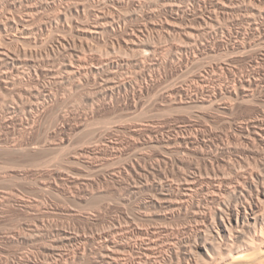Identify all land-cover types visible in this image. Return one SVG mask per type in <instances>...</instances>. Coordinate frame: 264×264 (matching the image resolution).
I'll return each instance as SVG.
<instances>
[{
    "label": "rangeland",
    "instance_id": "374dc122",
    "mask_svg": "<svg viewBox=\"0 0 264 264\" xmlns=\"http://www.w3.org/2000/svg\"><path fill=\"white\" fill-rule=\"evenodd\" d=\"M127 1V3L130 1L128 0H125ZM133 1V0H132ZM146 1V2H145ZM136 0L135 3V7H140L141 4H144L143 9L144 10H150L152 7H155V8H152V9H155V10H158L159 12V19H157V21L161 22V20L164 22H166L167 20H171L172 17L174 16L173 13H171L170 10H167L165 11L164 9H162V7H159L158 5H150V4H153V3H156V0L155 2L153 0ZM151 1L153 3H151ZM198 1H201V2H198ZM218 0H191V2L189 1L188 3L184 2V5H181L183 4L180 3L179 5L184 7L185 9H188L190 10V17L188 18L189 20L191 19V21H189L188 19H185V23L184 24H181L184 25L183 27L186 28V24L190 25L191 26V23L192 22L194 25V27L198 28L197 25H200L199 28H204V29H200L202 30L201 33L199 35V37L201 36V38H198L199 39L197 42H196V45L195 47H191L192 45H187L186 43H184V41L186 42L185 38L184 40H182V36L180 35H177L175 33V36L174 35H171L172 37H170L169 35H167V33L163 32L161 33L160 31L159 32H152L153 30H151L150 28V34L148 32L147 36H148V39L154 44L153 46L156 47V49L158 48V50L160 52L165 53L167 55H163V58H161V53L160 55H158L157 57H160L159 60L157 57L156 60H153L155 59L154 56L152 57L151 54L148 52L146 53L145 52H142V51H139L137 53V51H128L126 52V48H121L120 46H122V44H120L121 42H119L118 38L114 35L111 36H108L101 40V41H93V40H89V41H86L84 42V46L86 47L85 48H82V45L81 43L79 42L78 45L80 44V50H85L86 51V54L85 56L81 54V56L83 58H100V59H103V60H110V59H115L114 61H117L119 62L122 66V69L120 71L117 72V74L112 77L113 78V83L110 79V81H106V80H109L107 79L108 77H106L105 74L103 73H99L97 72L98 74L97 75H93V77H89V82L86 83L87 81L83 80L82 82H80V85H77L76 84H71L70 87H68L69 85V80L66 79V77L64 78V73L62 72V69L59 68V66L62 68L63 67V63L65 62L63 60V58H67V57H64L62 56L61 53V50H58L60 49V46H59V41H58V38L60 36H67L69 35L67 33L64 34L61 30L58 32H55L54 30H58L57 28H54L53 30H51L52 28H50L48 31H44V32H38L39 30H36L34 33L35 35L32 37L33 39H31V42H26L28 44V47H26V43L23 44L21 42V44H23V46L21 44L18 43L17 46L19 50H21V52H23V55L25 50L23 48L26 49L27 53H28V50L30 51V48H31V52H33L31 54V52H29L30 57L31 58H28L30 61H33L35 63H37L36 65L39 66L38 64H40V66L42 67H37L36 70L39 71L38 72V77H37V74L35 75V79H31V81H28L29 77L27 76L26 78V81L27 82L26 84H21V83H18L16 85L11 86V88L9 87V91H7L8 89H4V88H1L3 92L0 91V101L3 103L1 105V102H0V110H1V114H0V213H3V214H0V264H27V262L25 260H33V261H36V262H39L38 264H56L57 262L59 263V257H57V255L55 256L54 253H51L50 252V248L51 246L50 245H54V240L55 239H59L58 236H59V231L61 233V230L66 232L68 235H72L74 234V236H78L79 237H83V239L85 240H88V239H92L93 237H98V234L99 233H104L106 231V229L110 230L109 228L113 227L114 224L117 225V227H121V228H128V222L131 221L132 223H134V225H136L137 227L140 226V229H154V228H170L171 227H175V229H178L181 228V226H186L187 224H189L188 220H186L184 217H174L172 218L171 220H167L162 216L160 215V209L159 208H155L152 206L151 202L152 201V197L155 196V194H157L156 192H153L154 190H152V187H150L153 182H156V179L158 180L157 182L160 181V178H163L162 174H159V170L161 171V169L164 171L166 169V167L161 163V159H162V156H163V153H162V149L160 146L157 148V147H152L147 143L148 139H150V137L153 138L154 137H161L162 134H164V136H168V137H172L174 138V136L176 137L177 135H182V132L183 134L185 133H192L191 131V127H190V124H193L195 123V129L197 128L198 130H202V131H205V136H206V139L209 141V146L208 150L206 151H211L210 149H213L212 151H215L216 148H223V147H230V149H232L234 151V149L236 150L237 148H235L234 146L236 145V147H238V144H236V141H235V144H234V139L233 137H236L239 133V126H241V124L243 125L244 123L246 124L248 121L251 122V121H255L257 119H259L261 117V114H262V110L264 111V99H258L259 97H257V99L255 101H251L252 102V106H250L249 102L247 105L246 103H232L233 105H237L236 107H234L235 109H233V111L229 112V111H224V110H217L218 108L216 107H209V111L207 110L208 107H206V109H195V108H191V109H180V108H176L173 107L172 105H169L170 104V99L167 97L168 94L170 95L171 92L173 91V89H177V88H183L185 87L186 90L189 89V91L191 92H194L196 89H200L202 88L201 86H203L204 84L200 83L198 84V80H197V74H201L204 75L205 78H208L207 82L208 84L207 85H204L203 87L205 89L208 88V90L210 91V89L212 90L211 92H215L214 90H218V88H220L221 86L224 85V82H225V85H229L230 87H234L236 84L234 83H238L240 80L244 79V78H250L251 76V79H258V82L264 86V36H262V34L260 35V33H263L264 35V9L262 8V6L264 7V0H261L262 2L259 4L258 2H254L255 3V6L257 7L258 4L260 5V9L259 11H261L260 15H258L259 13L257 14H254V10H251L250 8H252L253 6H251L250 4H252V2L254 0H236L235 1V5H239L242 9H240L239 7L236 6V10L235 11H230L228 14H217L214 12V9L212 7V5L214 3H216ZM16 7H14V5H11V4H5L4 2L0 3V11L1 13L5 14L6 17L10 16L12 17L15 12L17 13L18 12H24L25 8H26V5H28L27 2H22L19 1V0H15L14 1ZM37 2V3H36ZM134 2V1H133ZM148 2V3H147ZM150 2V3H149ZM180 1H178L177 3H179ZM210 2V3H209ZM213 4H212V3ZM242 2V3H240ZM5 5H4V4ZM36 3V4H35ZM131 1L128 3L130 4ZM140 3V4H139ZM192 3V5H191ZM195 3H200L198 4H195ZM204 3V4H203ZM249 3V4H248ZM253 3V4H254ZM39 4V6H38ZM99 3H96L95 5H97V7L94 5V9L97 10L100 9V5H98ZM134 4V3H132ZM138 4V5H137ZM186 4V5H185ZM241 4V5H240ZM244 4V5H243ZM248 4V5H246ZM252 4V5H253ZM263 4V5H261ZM11 5V6H10ZM20 5V6H19ZM43 5V6H42ZM131 5V4H130ZM150 5V6H149ZM206 5V6H205ZM25 6V7H24ZM33 6V7H31ZM38 6V7H37ZM65 6V5H63ZM152 6V7H151ZM186 6V7H185ZM246 6V7H245ZM254 6V7H255ZM28 7H31L33 8V11L37 12V17L38 19H40V15L43 17V19L41 20H45L44 22H47L49 19L50 20H53V18L55 19V16L57 15L58 11L55 13L54 10L46 7L45 9V5L44 4H41L40 1H33L31 3H29V6ZM43 7V8H42ZM145 7V8H144ZM208 7V8H206ZM212 7V9H211ZM247 7L250 9V10H247ZM253 7V8H254ZM2 8V10H1ZM17 8V9H16ZM22 8L24 11H22ZM158 8V9H156ZM191 8V9H189ZM200 8V10H199ZM246 8V9H245ZM16 9V10H15ZM41 9V10H40ZM44 9V10H43ZM90 8H88L89 10ZM201 9H204L203 11ZM207 9H210L209 12H207L208 10ZM240 9V10H239ZM256 9V8H255ZM256 9V10H257ZM108 10H111V9H106V11ZM131 9H127L125 10V13L123 11L124 14H126V16H128V11H130ZM161 10V11H160ZM164 10V11H163ZM212 10V11H211ZM243 10V11H242ZM246 10V11H245ZM44 11V13H43ZM47 13H46V12ZM193 11V12H192ZM6 12V13H5ZM88 12V11H87ZM132 12V11H130ZM129 12V13H130ZM165 12V13H164ZM167 12H170L171 14L169 15V13ZM192 12V13H191ZM199 13V12H204L203 14L204 15V18H206V23L204 21H201L200 20H196V16L195 14ZM211 12V13H210ZM232 12V13H231ZM234 12V13H233ZM248 12H251L248 14ZM263 12V13H262ZM14 13V14H13ZM46 13V14H45ZM52 13V14H51ZM215 13V14H214ZM242 13V14H241ZM252 13L255 17V15H257V17H251L252 16ZM8 14V15H7ZM40 14V15H38ZM50 14V15H49ZM132 13H130L131 15ZM161 14V15H160ZM164 14L166 15V17L169 15V17H167V19L165 18ZM168 14V15H167ZM194 14V16H193ZM212 14V15H211ZM235 14V15H234ZM251 14V15H250ZM53 15V16H52ZM172 15V17H170ZM218 15V16H217ZM229 15L233 21L230 20V17L227 16ZM245 15V16H244ZM250 15V17H249ZM45 16V17H44ZM160 16H164L162 18H160ZM209 16H211L210 18H208ZM249 19H248V17ZM41 17V18H42ZM49 17V19H48ZM192 17V18H191ZM213 17V18H212ZM219 17V18H217ZM221 17V18H220ZM224 17V19L222 18ZM234 17V18H233ZM240 17V18H239ZM244 17V18H243ZM247 17V18H246ZM52 18V19H51ZM171 18V19H170ZM239 18V19H238ZM242 18V19H241ZM246 18V19H245ZM155 19V20H156ZM192 19L194 21H192ZM212 19V20H211ZM215 19V20H214ZM219 19V20H217ZM228 20V23L227 21ZM239 21H238V20ZM130 21V19H128ZM127 20V22L124 24L122 23L121 24V27H126L127 24H129L130 22ZM141 23H144L145 21H143L142 18L139 19ZM142 20V21H141ZM208 20V21H207ZM214 20V21H213ZM242 20V21H241ZM252 20V21H251ZM260 20V21H259ZM155 21L156 23L159 24V22ZM197 21V22H196ZM244 21V22H243ZM248 21V22H247ZM133 23H130V26L131 24L132 27H130L129 25H127L130 29L134 28V27H137L136 25H138V21H135L132 20ZM187 22V23H186ZM201 24H200V23ZM207 22L212 25H215V26H212L210 24V26L208 25L207 26ZM222 24H221V23ZM147 22H145L144 24H146ZM198 23V24H197ZM230 23V24H229ZM245 23V24H244ZM254 23V24H252ZM258 23V24H256ZM162 24V22L160 23ZM221 24V25H220ZM226 24V25H225ZM252 24V25H251ZM196 25V26H195ZM202 25V26H201ZM223 25V26H222ZM228 25V26H227ZM240 25V26H239ZM245 25V26H244ZM256 25V26H255ZM258 25V26H257ZM262 25V26H261ZM37 26V25H36ZM189 26V27H190ZM214 27L215 29H210V27ZM225 26V27H224ZM242 26V27H241ZM255 26V27H254ZM261 26V27H260ZM219 27V28H218ZM223 27V28H221ZM229 27V28H228ZM248 27V28H247ZM257 27H260V30L261 32H259V30L257 31ZM263 27V28H262ZM217 28V29H216ZM228 28V29H227ZM206 29V31H205ZM242 29V31H241ZM256 29V30H255ZM51 30V31H50ZM211 30V31H210ZM212 30H215V31H212ZM217 30V31H216ZM222 30V31H221ZM263 30V31H262ZM155 31V30H154ZM37 32L39 34H37ZM46 32V33H45ZM61 32L63 33L61 35ZM209 32V35H207ZM212 32V33H211ZM232 32V33H231ZM254 32H256L254 34ZM45 33V35H44ZM54 33V34H53ZM59 33V34H58ZM165 33V34H164ZM207 33V34H206ZM238 33V34H237ZM242 33V34H241ZM42 34V35H41ZM157 34V35H156ZM164 36H162V35ZM245 36H244V35ZM247 34V35H246ZM252 34V35H251ZM54 35V37H53ZM60 35V36H59ZM160 35V37H159ZM214 37H213V36ZM227 35V36H226ZM231 35V36H229ZM237 35V36H236ZM250 35V36H248ZM46 38V39H43L42 38ZM58 36V37H57ZM70 36V35H69ZM150 36V37H149ZM156 36V37H155ZM159 38H158V37ZM162 36V38H161ZM180 36V37H179ZM206 36V37H205ZM240 36V37H239ZM35 37L38 39H35ZM53 37V38H52ZM57 40H56V38ZM112 37V38H111ZM153 37V38H151ZM176 39H175V38ZM178 37V39H177ZM204 37L206 40H204ZM221 37V38H220ZM223 37V38H222ZM235 37H238V38H235ZM249 37V38H247ZM250 37L252 39V41L250 40ZM257 37V38H256ZM263 37V38H262ZM50 38V39H49ZM166 38V39H165ZM217 38V39H216ZM227 38V39H226ZM244 41H243V39ZM55 41H54V40ZM117 39V41L115 40ZM156 39V40H155ZM169 39H173L171 41H169ZM196 39V40H197ZM223 39V41H222ZM239 39H241L242 42H240L241 44H245L246 42H248L246 44V50L245 52L243 51V49L241 50H235V49H232L235 44H239V42H236L238 41ZM245 39H248L245 40ZM41 40V42L39 41ZM48 40V41H47ZM115 43H112L113 41ZM168 40V41H166ZM201 40V41H200ZM208 40H210V42H207ZM226 40V41H225ZM236 40V41H235ZM261 40V41H260ZM263 40V41H262ZM33 41V42H32ZM44 41V42H43ZM54 41V42H53ZM58 41V42H56ZM92 41V42H91ZM97 41V42H96ZM156 43H154V42ZM181 41V42H180ZM183 41V42H182ZM234 41L236 43H234ZM40 42V43H39ZM90 46H89V44ZM94 42V43H93ZM96 42V43H95ZM107 42V43H106ZM204 44H202V43ZM229 42V43H228ZM231 42V43H230ZM253 42V43H251ZM36 43V44H35ZM40 45H39V44ZM45 43V44H44ZM48 43V44H47ZM87 43V44H86ZM120 45H119V44ZM181 47V48H184L186 45V47L188 48H184L186 51V55L190 57V54H191V62L190 63H183V62H180L181 60L176 58V59H171L172 62H170V58H172L173 56H168L170 55L169 50L173 47ZM198 43V44H197ZM206 43V44H205ZM215 44V48L214 47V44ZM217 43V44H216ZM227 43V44H226ZM233 43V45H232ZM31 44V45H30ZM39 46H38V45ZM43 44L45 46H43ZM52 47H51V45ZM108 44V45H107ZM113 44H115V51H117L115 54L113 52V49L114 47L112 46ZM171 44V45H170ZM184 44V45H183ZM250 44V45H249ZM258 44V46H257ZM37 47H34L36 46ZM48 45V46H47ZM50 45V46H49ZM88 45L90 48L88 49ZM104 45V46H103ZM106 45V46H105ZM118 45V47H117ZM157 45V46H156ZM199 45V46H198ZM248 45V46H247ZM251 45H252V48H251ZM256 45V46H255ZM262 45V46H261ZM58 46V47H57ZM112 46V47H111ZM184 46V47H182ZM198 46V47H197ZM201 46L203 48H201ZM229 46V47H228ZM22 47V48H21ZM40 47V48H39ZM46 47V48H45ZM166 47V49H165ZM169 47V48H167ZM192 51H191V48ZM205 47V49H204ZM208 47V48H207ZM212 47V48H211ZM221 47V48H220ZM232 47V48H231ZM28 48V50H27ZM35 52H34V50ZM54 48V50H57L58 53H54V52H57V51H54L52 50ZM58 48V49H57ZM104 48L105 50L107 51H104ZM107 48V49H106ZM120 48L122 49V51L120 50ZM172 48V49H173ZM190 48V49H189ZM200 49L198 51H196L195 49ZM41 49V50H40ZM48 49V50H47ZM92 49V50H90ZM165 49V50H164ZM171 49V50H172ZM205 51H204V50ZM213 49V50H212ZM217 49V50H216ZM222 49V50H221ZM227 49V50H226ZM248 49V50H247ZM38 50V52H37ZM79 50V51H80ZM84 50H83V53H84ZM89 50V51H88ZM121 54H120V52ZM195 50V51H194ZM233 50V51H232ZM52 53H51V52ZM110 51V52H109ZM125 51V52H123ZM189 51V52H188ZM208 51V52H207ZM213 51V52H212ZM236 51V52H235ZM239 51V52H238ZM257 51V52H256ZM82 52V51H80ZM88 52V53H87ZM135 52V53H134ZM191 52V53H190ZM194 52H195V57H196V54H197V57L195 58L194 57ZM204 52V53H202ZM207 52V53H206ZM226 52V53H225ZM229 52H231V55ZM26 53V52H25ZM26 53V54H27ZM38 53V54H37ZM51 55H50V54ZM104 53H107V54H104ZM114 55H113V54ZM126 53V54H125ZM130 53V54H129ZM143 53V54H141ZM146 53V54H145ZM188 53V54H187ZM202 53V56L201 54ZM255 53V54H254ZM29 54L26 55L29 57ZM40 54V55H39ZM60 54V55H59ZM88 54V55H87ZM97 54V55H96ZM101 54H104V55H101ZM111 55L110 57L108 56ZM125 54V55H124ZM128 54V55H127ZM134 54V55H133ZM141 54V56H140ZM147 54H150L148 56H150V60L153 62H151L149 60V62L151 64H154L155 61H158V62H163L164 60V63L165 65L164 66H161V67H158V66H152V67H149L151 69H148L146 70L147 72H144L142 73L139 66L136 67L135 64H137V62L139 60H137V58L139 59H145V57L147 58ZM184 54V55H185ZM228 54V55H227ZM236 54V55H235ZM242 54V55H241ZM262 54V55H261ZM22 55V53H21ZM22 55V59L24 58H27L26 56L23 57ZM38 55V56H37ZM49 55V56H48ZM91 55V56H90ZM116 57V58H114ZM138 55V56H137ZM146 55V56H145ZM185 55V56H186ZM218 57H217V56ZM222 55V56H221ZM255 55V56H254ZM257 55V56H256ZM49 58H48V57ZM63 57L61 59V57ZM88 56V57H87ZM127 58H126V57ZM145 56V57H144ZM165 56V57H164ZM167 56V57H166ZM36 57V58H35ZM57 61H55V59ZM57 57V58H56ZM125 57V58H124ZM137 57V58H136ZM236 57V58H235ZM259 57V58H258ZM47 58V59H46ZM109 58V59H108ZM153 58V59H152ZM193 58V59H192ZM218 58V59H217ZM226 58H229V59H226ZM241 58V59H240ZM256 58H257V62H256ZM26 59V60H28ZM42 59V61H41ZM61 59V60H60ZM69 59L71 60V57H69ZM135 59V60H133ZM141 59V60H142ZM163 59V60H162ZM168 59V60H167ZM196 59V61H195ZM232 59V60H231ZM235 61H234V60ZM37 60V61H36ZM45 62H44V61ZM68 60V58L66 59V61ZM68 60V61H70ZM176 60V61H175ZM179 60V61H178ZM208 60V61H207ZM242 60H245V61H242ZM261 60V62H260ZM41 61V62H40ZM62 61V62H61ZM126 61V62H125ZM133 61V62H132ZM169 61V62H168ZM194 61V62H193ZM39 62V63H38ZM174 62V63H173ZM177 62V63H176ZM180 62V63H179ZM214 62V63H213ZM230 62V63H229ZM51 63V64H49ZM131 63V64H130ZM168 63V64H167ZM176 63V64H175ZM194 65H193V64ZM205 63V64H204ZM216 63V64H215ZM236 63V64H235ZM260 63V64H259ZM175 64V66L173 65ZM183 64V65H182ZM186 64V65H185ZM189 64V65H188ZM195 64H196V68H195ZM202 64V65H201ZM242 64V65H241ZM49 65V66H48ZM59 65V66H58ZM181 67H180V66ZM188 65V66H187ZM192 65V66H191ZM204 65V66H203ZM250 65V66H249ZM252 65V66H251ZM256 65V66H255ZM177 66V67H176ZM236 66V67H235ZM261 66V67H260ZM46 69H43L44 70V75H41L43 74L40 70L42 69H39V68H45ZM56 69L57 67V73H55V71L53 70L50 71V69L52 68L53 69ZM90 67H93V69H96L97 66L93 65V66H90ZM95 67V68H94ZM133 67V68H132ZM155 67V69H154ZM171 67V68H170ZM174 67V68H172ZM180 67V68H179ZM199 67V68H198ZM228 67V68H227ZM231 67V68H230ZM238 67V68H237ZM240 67V68H239ZM256 67V68H255ZM259 67V68H258ZM50 68V69H49ZM165 68V70H164ZM176 68V69H175ZM189 68V69H188ZM192 68V69H191ZM220 68H222L223 70H221ZM227 68V69H226ZM39 69V70H38ZM47 69H49V71L47 72ZM60 69V70H59ZM158 69V70H157ZM180 69V70H179ZM196 69V70H195ZM220 69V70H219ZM230 69V71H229ZM255 71H254V70ZM157 70V71H156ZM173 70V71H172ZM177 72H176V71ZM187 70V71H186ZM189 70V71H188ZM203 70V71H202ZM216 70V72H215ZM226 72H225V71ZM232 70V71H231ZM244 70V71H243ZM249 70V71H248ZM34 71V70H33ZM133 71V72H132ZM149 71V72H148ZM163 71V72H162ZM183 71V72H182ZM223 71V73H222ZM228 71V72H227ZM258 71V72H257ZM63 74H61V73ZM124 74H123V73ZM139 72H141L140 75H137L139 74ZM172 72V73H171ZM179 72V73H178ZM186 72V73H185ZM215 72V73H214ZM231 72V73H229ZM242 72V73H241ZM252 72V73H251ZM255 72V73H254ZM257 72V73H256ZM259 72H262V73H259ZM35 73V72H34ZM49 73V74H48ZM53 73V74H52ZM148 73V74H147ZM149 73H150V76L149 77ZM153 73V74H152ZM155 73V74H154ZM171 73V74H170ZM213 73V74H212ZM239 73V74H237ZM247 73V74H246ZM249 73V74H248ZM251 73V74H250ZM61 74V76L59 75ZM121 74V75H120ZM161 74V75H160ZM173 74V75H172ZM181 74V75H180ZM185 74V75H184ZM224 74V75H223ZM227 74V75H226ZM242 74V76H241ZM245 74V75H244ZM255 74V75H254ZM40 75V76H39ZM49 75V76H48ZM51 75V76H50ZM53 75V76H52ZM60 78L58 79L59 76ZM125 75V76H123ZM145 75V76H144ZM217 75H219L217 77ZM250 75V76H249ZM254 75V76H253ZM261 75V76H260ZM43 76L42 78V81L39 80L41 77ZM46 76V77H45ZM54 76L56 79H54ZM138 78H137V77ZM140 76V77H139ZM153 76V77H152ZM176 76V77H175ZM191 76V77H190ZM195 76V77H194ZM234 76V77H233ZM239 76V77H238ZM241 76V77H240ZM259 76V78H258ZM263 76V77H262ZM49 77V78H48ZM118 77V78H117ZM120 77V78H119ZM146 79L144 81H142L143 79ZM155 77V78H154ZM172 77V78H171ZM237 80H236V78ZM62 78V79H61ZM66 79L65 81H63L64 79ZM91 78V79H90ZM103 78H106V79H103ZM122 78V79H121ZM127 78V79H126ZM137 78V80L135 79ZM159 78V79H158ZM191 78V79H190ZM194 78V79H192ZM212 78V79H211ZM217 78H220V80H218ZM225 78V80H224ZM248 78V79H249ZM47 79V80H46ZM62 80L63 82L59 81V80ZM148 79V80H147ZM176 79V80H175ZM216 79V80H215ZM231 79V80H230ZM240 79V80H238ZM262 79V80H260ZM33 80H34V83H33ZM50 82H49V81ZM59 81L60 84H57L58 87H56V83H54V81L56 82ZM116 80V81H115ZM122 80V81H121ZM130 80H133L130 81ZM159 80V81H158ZM179 80V81H178ZM186 80V81H185ZM188 80V81H187ZM196 80V81H195ZM38 83H37V82ZM117 83L118 85L122 84V82H125L126 84H128L127 88H122L120 90H118V88H115L117 87L115 85V83ZM127 81H130V82H127ZM136 81V82H134ZM138 81V82H137ZM140 81V82H139ZM151 81V82H150ZM210 81V82H209ZM212 81V82H211ZM218 81V82H217ZM40 82V83H39ZM67 85H65V83ZM68 82V83H67ZM91 82V83H90ZM107 84H106V83ZM145 82V84H144ZM182 82V83H181ZM185 82V83H184ZM195 82V83H194ZM29 83H32V84H29ZM45 83V84H44ZM47 83V85H46ZM64 83V87H63V84ZM82 83V84H81ZM97 83V84H96ZM103 86H102V84ZM131 85H130V84ZM148 83V84H147ZM151 83L150 87L149 84ZM156 83V85H155ZM165 83V84H164ZM168 83V84H167ZM191 83V84H190ZM194 83V84H192ZM211 83V84H210ZM213 83V84H212ZM215 83V84H214ZM227 83V84H226ZM230 83V84H229ZM35 84H39L38 86L35 85ZM55 84V85H54ZM100 84H101V87H100ZM132 84H134L132 86ZM164 84V86H163ZM174 85L173 87H171V85ZM188 84L190 86H188ZM195 84L199 85V86H196ZM213 87H210V85ZM18 85V86H17ZM41 85V86H40ZM46 85V86H45ZM51 87H50V86ZM87 87H86V86ZM109 85L112 87L113 85V88L109 87ZM137 85V86H136ZM148 88H146V86ZM161 85V87H160ZM201 85V86H200ZM220 87H219V86ZM227 85V86H228ZM17 86V87H16ZM22 86V87H21ZM35 86V87H34ZM49 86V87H48ZM61 86V87H60ZM74 86V88H73ZM141 86V87H140ZM145 86V87H144ZM163 86V87H162ZM177 86V87H176ZM30 87V89H29ZM32 87H33V92L31 91L32 90ZM37 87L40 88L42 87L43 89L45 87L44 90L48 91L50 90L52 92V94H50L51 92L48 91L47 93L50 94L49 96H46V100L44 99L45 97H40L39 96V99H38V93L41 91H38L37 90ZM68 89H67V88ZM104 87V88H103ZM109 89L110 90H106V89ZM130 87V88H129ZM133 87H135V89H137L138 92H142V95H138L137 96H133V94H131L133 92ZM144 87V88H143ZM172 91H171V88ZM191 87H194V88H191ZM200 87V88H198ZM216 87V88H215ZM226 87V86H225ZM15 88V89H14ZM40 88V89H42ZM63 88V89H62ZM73 88V89H71ZM84 88V89H82ZM133 88V89H132ZM156 88V89H155ZM163 88V89H162ZM166 88V89H164ZM215 88V89H214ZM5 91H4V90ZM12 89V90H11ZM25 89V90H24ZM26 89H29V92L28 90ZM36 89V90H35ZM48 89V90H47ZM61 90V92L59 93V91ZM111 89L113 91H111ZM128 89H131L130 91ZM149 89V91L147 90ZM63 90V91H62ZM69 90V91H68ZM80 90V94L79 96H77V94L79 93L78 91ZM84 90V91H83ZM94 90V91H93ZM101 90V91H100ZM106 90V91H105ZM126 90V91H125ZM160 90V92H158ZM15 91V92H14ZM18 91V92H17ZM65 91V92H64ZM100 91V92H99ZM122 94H121V92ZM20 92V94H19ZM68 92V93H67ZM77 92V93H76ZM93 92V93H92ZM98 92L100 94H98ZM112 92V93H110ZM115 92V93H113ZM128 92V93H126ZM165 92V93H164ZM169 92V93H168ZM5 93H9L8 96H10V98H8L7 94V98L5 99L4 96H5ZM13 93V94H12ZM18 93V94H17ZM22 93V94H21ZM29 93V97L27 96ZM32 93V94H30ZM56 93V95H55ZM59 93V94H58ZM65 93V94H64ZM73 93V94H72ZM95 93V94H94ZM109 93V95H108ZM120 93V94H118ZM149 93V94H148ZM157 93V95L155 94ZM163 93V94H162ZM26 94V95H25ZM63 94L65 96H63ZM77 96H75V95ZM154 94V95H153ZM161 94V95H160ZM207 94V93H205ZM14 95H16L15 97H13ZM21 95V96H20ZM31 95V96H30ZM52 95V96H51ZM58 95V96H57ZM69 95V96H68ZM108 95V96H107ZM112 95V96H111ZM114 95V96H113ZM129 95V96H128ZM132 95V97H131ZM3 96V97H2ZM5 96V97H6ZM37 98H36V97ZM57 96V97H56ZM87 96H90V97H87ZM96 96V98L94 97ZM104 96V97H103ZM128 96V97H126ZM141 96V97H140ZM146 96V97H145ZM264 96V95H262ZM13 97V99H12ZM24 97V98H22ZM26 97V98H25ZM48 97V98H47ZM51 97V98H50ZM58 97H62V98H58ZM66 97V98H65ZM73 97V99H71ZM203 97V96H201ZM205 98L206 95L204 96ZM18 98V99H16ZM43 98V99H42ZM127 98V99H126ZM133 98V99H132ZM137 98V99H136ZM158 100H154V99H157ZM160 98V99H159ZM10 99V101H9ZM25 99V100H24ZM37 99V100H36ZM50 99V100H49ZM56 99V100H55ZM59 99V100H57ZM114 99V100H113ZM116 99V100H115ZM138 102V106L136 109H130V103H133V100ZM147 99V100H145ZM167 99V101H166ZM5 104H4V101ZM18 100V101H17ZM21 100V101H20ZM41 100V101H40ZM44 100L47 102L45 104H41L44 103ZM53 100V101H51ZM101 100V102H99ZM121 102H120V101ZM128 100V101H127ZM130 100V101H129ZM132 100V101H131ZM143 100V101H142ZM169 100V101H168ZM227 100L229 101V99H226V103H227ZM262 100V101H261ZM9 101V102H8ZM14 101V103H12ZM17 101V104L15 103ZM35 101H38V103H35ZM40 101V102H39ZM49 101V102H48ZM95 101V102H94ZM111 103H110V102ZM135 101V102H136ZM164 101V102H163ZM231 101V100H230ZM228 102L231 104V102ZM261 101V102H260ZM23 102V103H22ZM32 102H34L35 106ZM55 102V104H54ZM93 104H92V103ZM169 102V103H168ZM225 103V101H222ZM233 102V101H232ZM250 102V103H251ZM31 103V104H30ZM51 103V104H50ZM97 103V104H96ZM100 103V105H99ZM102 103V104H101ZM108 103V104H107ZM120 103V104H119ZM128 103V104H126ZM26 104H28L27 106H25ZM40 104V105H39ZM50 104V105H49ZM57 104V105H56ZM60 104V105H59ZM112 104H113V107H112ZM126 104V105H125ZM147 104V105H146ZM151 106H150V105ZM163 104V105H161ZM223 104V103H222ZM246 104V105H245ZM257 104V105H256ZM261 104V105H260ZM4 105V106H3ZM22 105V106H21ZM30 105H32L33 107H31ZM125 105V106H124ZM129 105V106H128ZM141 105V106H140ZM144 105V106H143ZM243 105V106H242ZM254 105V106H253ZM260 105V106H258ZM8 106V107H7ZM18 106V107H16ZM19 106H21L19 108ZM39 106V107H38ZM42 106V108H41ZM46 106H53V107H46ZM99 106V107H98ZM128 106V107H127ZM146 106V107H145ZM155 106V107H154ZM167 106V107H166ZM34 107H37L38 109L34 108ZM92 107V108H91ZM98 109H97V108ZM117 107V108H116ZM121 107V108H120ZM139 107V109H138ZM141 107V109H140ZM148 107V108H147ZM160 107V108H159ZM163 107V108H162ZM173 107V108H172ZM239 109H238V108ZM242 107V108H241ZM261 107V108H260ZM24 108V109H23ZM105 108V109H104ZM114 108V109H113ZM126 108V109H125ZM150 108V110H149ZM152 108V109H151ZM163 110H162V109ZM176 110H175V109ZM216 108V110H215ZM9 109H11L9 111ZM15 109V110H14ZM44 109V110H43ZM46 109V111H45ZM102 109V110H101ZM130 109V110H129ZM145 109V110H144ZM170 109V110H168ZM213 109V110H212ZM252 109V110H251ZM14 110V111H13ZM19 110V111H18ZM25 110V112H24ZM60 110V111H58ZM62 110V111H61ZM94 110V112H93ZM154 112H153V111ZM195 110H197L195 112ZM248 110V111H247ZM255 110V111H254ZM261 112H260V111ZM30 111V113L28 112ZM64 111V112H63ZM92 111V112H91ZM104 111V112H103ZM132 111V112H131ZM152 111V112H151ZM162 111V112H161ZM165 111V112H164ZM182 111V112H181ZM194 111V112H193ZM202 111V113H201ZM204 111V112H203ZM238 111V112H237ZM7 112V113H6ZM39 112V113H38ZM52 112H55L52 114ZM129 112V113H128ZM164 112V114H163ZM220 112V113H219ZM250 112V113H249ZM10 113V114H9ZM47 113V114H46ZM48 113L50 115H48ZM61 113V114H60ZM64 113V114H63ZM66 113V114H65ZM99 113V114H98ZM102 113V114H100ZM124 113V115H123ZM189 113V114H188ZM209 113V114H208ZM224 113V114H223ZM232 113V114H231ZM242 113V114H241ZM244 113V114H243ZM256 113V114H255ZM260 115H259V114ZM41 114V115H40ZM86 114L88 116H86ZM128 114V115H127ZM131 114V115H130ZM133 114V115H132ZM155 114V115H154ZM192 114V115H191ZM214 114V115H213ZM247 114V115H246ZM14 115V117H13ZM31 115V116H30ZM35 115V116H34ZM46 115V116H45ZM57 115V116H56ZM60 115V116H59ZM66 115V116H65ZM68 115V116H67ZM126 115V116H125ZM200 115V116H199ZM213 115V116H212ZM217 115V116H216ZM221 115V116H219ZM227 115V116H226ZM252 115V116H251ZM254 115V116H253ZM259 115V116H258ZM5 116V118H4ZM12 118H11V117ZM52 116V117H51ZM54 116V117H53ZM61 116H63L61 118ZM86 116V118H85ZM93 116V117H92ZM95 116V117H94ZM101 116V117H100ZM128 116V117H127ZM215 116V117H214ZM219 116V117H218ZM224 116V117H223ZM237 116V117H235ZM3 119H2V118ZM30 117V118H29ZM39 117V118H37ZM44 117V118H43ZM59 119H58V118ZM65 117V118H64ZM80 117V118H79ZM82 117V118H81ZM125 117V119H124ZM154 117V118H153ZM191 117V118H190ZM195 117V118H194ZM234 117V118H233ZM247 117V118H245ZM8 120H7V119ZM19 118V119H18ZM22 118L24 120H22ZM28 118V119H27ZM43 118V119H42ZM49 118V119H48ZM55 118V119H54ZM68 118V119H66ZM91 118V119H90ZM97 118V119H96ZM123 118V119H122ZM131 118V119H130ZM186 120H185V119ZM188 118V119H187ZM207 118V119H206ZM228 118V119H227ZM62 119V121H61ZM65 119V120H64ZM79 119V120H78ZM130 119V120H129ZM221 119V120H220ZM224 119V120H223ZM252 119V120H251ZM21 120V121H19ZM31 120H35L34 123L33 121ZM43 120V121H42ZM46 120V121H45ZM48 120H50L48 122ZM54 120V121H53ZM56 120V121H55ZM68 120V121H67ZM84 122H83V121ZM89 120V121H88ZM108 120V121H107ZM135 120V121H134ZM137 120V121H136ZM141 120V121H140ZM143 120V122H142ZM200 120V122H198ZM234 120V121H233ZM37 121V122H36ZM52 121V122H51ZM61 121V123H60ZM71 121V122H70ZM78 121V122H77ZM81 123H80V122ZM87 121V122H86ZM110 121V122H109ZM127 121V122H126ZM133 121V122H132ZM204 121V122H203ZM207 123H206V122ZM5 122V123H4ZM23 122V123H22ZM26 122V123H25ZM29 122V124H28ZM45 124H44V123ZM58 124H57V123ZM64 122V123H63ZM86 122V123H85ZM91 122H92V125H91ZM95 122V123H94ZM107 123L108 122V125L107 124H104V123ZM129 122V123H128ZM145 122V123H144ZM151 122V124H149ZM223 122V123H222ZM229 122V123H228ZM244 122V123H242ZM3 123V124H2ZM10 123V124H9ZM19 123V124H18ZM37 123V124H36ZM50 123V124H49ZM60 123V124H59ZM79 123V124H77ZM100 123H103V124H100ZM112 123V124H111ZM126 123V124H125ZM139 123V124H138ZM222 123V124H221ZM232 123V124H231ZM236 123V124H235ZM36 124V125H35ZM49 124V125H48ZM53 124V125H52ZM55 124V126H54ZM83 124H86V125H83ZM97 124V126L95 125ZM99 124V125H98ZM111 124V125H110ZM124 124V125H123ZM132 124V125H130ZM144 124V126H143ZM201 124V125H200ZM208 124V125H207ZM211 124V125H209ZM219 124V125H218ZM32 125V126H30ZM45 125V126H44ZM63 125V126H62ZM74 125V126H73ZM78 125V127H77ZM115 125V126H114ZM137 125V126H136ZM181 125V127L179 126ZM194 125V124H193ZM227 125V126H226ZM34 126V127H33ZM48 127V129L45 127ZM58 126V127H56ZM67 126V127H66ZM90 128H89V127ZM92 126H94L92 128ZM106 130H104L105 128ZM114 126V127H113ZM135 126V127H134ZM150 126V127H149ZM154 126V127H153ZM165 126V127H164ZM211 126V127H210ZM11 127V128H10ZM33 127V128H31ZM36 127V128H35ZM38 127V128H37ZM51 127V128H49ZM56 127V129H53V128ZM73 127H75V130L73 128V130H71ZM88 127V128H87ZM112 127V128H111ZM131 127V128H130ZM167 127V128H166ZM171 127V128H170ZM173 127V128H172ZM190 127V128H189ZM210 127V128H209ZM213 127V128H212ZM216 127V128H215ZM231 127V130H229ZM234 129H233V128ZM8 128V129H7ZM27 128V129H26ZM44 128V129H43ZM60 128V129H58ZM62 128V129H61ZM71 128V129H70ZM85 128V130H84ZM137 128V129H136ZM147 128V129H146ZM150 128V129H149ZM154 128V129H153ZM157 130H156V129ZM209 128V129H208ZM212 128V130H211ZM223 128V130H222ZM238 128V129H237ZM40 129V131H39ZM80 129V130H79ZM91 129V130H90ZM93 129H95L96 131H93ZM108 129V130H107ZM125 129V130H124ZM132 129V130H131ZM135 130H140L139 133L140 135H138L136 132L137 131H134ZM142 129V130H141ZM170 129V130H169ZM174 129V130H173ZM181 131V134L179 132V130ZM185 129V130H184ZM188 129V130H187ZM190 129V130H189ZM236 129V130H235ZM26 130H29V131H26ZM31 130V131H30ZM46 130V131H45ZM51 130L52 133H51ZM62 130V131H61ZM64 130V131H63ZM84 130V131H82ZM90 130L89 134H88V131ZM99 130V131H98ZM147 132H146V131ZM156 130V131H155ZM200 130V131H201ZM93 131V132H92ZM114 131V132H112ZM120 133H119V132ZM133 131V133H132ZM144 131V132H143ZM184 131H187V132H184ZM189 131V132H188ZM216 131V132H215ZM227 131V134L226 132ZM233 131V132H232ZM28 134H26V133ZM50 134L49 136L47 135L48 133ZM77 132V133H76ZM81 132V133H80ZM87 132V133H86ZM95 132V133H94ZM99 132V133H98ZM101 132V133H100ZM135 132V133H134ZM152 132V133H151ZM217 132L219 133V135H217ZM56 133V134H55ZM94 133V134H91ZM96 133H98L96 135ZM116 133V135H115ZM144 133V134H142ZM178 133V134H177ZM231 133V134H230ZM238 133V134H237ZM46 134V136H45ZM100 134V135H99ZM119 134V135H118ZM131 134V135H130ZM137 134V135H135ZM158 134V135H157ZM172 134V135H171ZM221 134V135H220ZM236 134V136H235ZM29 135V137H28ZM31 135V136H30ZM59 135V136H58ZM89 135V136H88ZM96 138H95V136ZM121 135H125V136H121ZM223 135V136H222ZM226 135V136H225ZM229 135V136H228ZM234 135V136H233ZM68 136V137H67ZM88 136V138H87ZM106 138H105V137ZM136 136V137H135ZM208 136V137H207ZM221 136V137H220ZM240 136V134H239ZM51 139H49V138ZM56 137V138H55ZM64 137V138H63ZM92 141H91V138ZM108 137V138H107ZM142 137V138H141ZM217 137V138H215ZM220 137V138H219ZM238 137V136H237ZM48 138V139H47ZM90 138V139H89ZM105 138V139H104ZM123 138V139H122ZM139 138V140H137ZM225 138V139H224ZM64 139V140H63ZM84 139V141H83ZM87 139V140H85ZM88 139L90 142H94L93 145L89 146L91 143L88 142ZM99 139H101L102 141H99ZM122 139V140H121ZM210 139V140H209ZM63 140V141H62ZM98 140V141H97ZM110 140V141H109ZM142 142H141V141ZM147 140V141H146ZM218 140V141H217ZM224 140V141H222ZM230 140H233L232 144L230 143ZM5 141V142H4ZM83 141V142H82ZM104 141V143H102ZM122 141V142H121ZM216 141V142H215ZM59 142V143H58ZM64 142V144H63ZM110 142V143H109ZM113 142V143H111ZM115 142V143H114ZM145 142V143H144ZM214 142H215V145H214ZM223 142V143H221ZM238 142V141H237ZM5 143V144H4ZM16 143V144H15ZM19 143V144H17ZM25 143H26V146H25ZM46 143V145H45ZM53 143V144H52ZM84 145H83V144ZM86 143V144H85ZM97 143V145H96ZM118 143V144H117ZM131 143V144H130ZM133 143V144H132ZM144 143V144H143ZM213 143V144H211ZM217 143V144H216ZM221 143V144H220ZM7 144V145H6ZM14 144V145H13ZM28 144V145H27ZM101 144V145H100ZM105 146H103V145ZM107 144V146H106ZM115 144V146H113ZM117 144V145H116ZM228 144V145H226ZM230 144L233 146H230ZM234 144V145H233ZM11 145V146H10ZM19 145V146H18ZM42 145V146H41ZM59 145V146H58ZM64 145V146H63ZM82 145V146H81ZM89 147H87V146ZM138 145V146H137ZM145 145V146H144ZM213 145V147H211ZM217 145V146H216ZM219 145V146H218ZM221 145V146H220ZM7 146V147H6ZM38 147V149H44L45 152H41V154H35V155H32L30 154L31 152L29 150L31 149H28V148H32L34 147L35 148ZM45 146V147H44ZM48 146V147H47ZM55 146V147H54ZM58 146V147H57ZM100 146V147H99ZM118 146V147H117ZM132 146V148H131ZM3 147V148H2ZM9 147V148H8ZM17 147H23L24 149H28L27 151L25 150V153L24 154H19L18 152H15L14 150H10V149H15ZM40 147H43V148H40ZM103 147V149H102ZM115 147V148H113ZM215 147V148H214ZM35 148V149H36ZM79 148V149H78ZM83 148V149H81ZM86 148V149H85ZM101 148V149H100ZM109 148V149H108ZM113 148V149H112ZM136 148V149H135ZM161 148V149H160ZM210 148V149H209ZM240 148V146L238 147ZM60 149V150H59ZM106 149V150H105ZM115 149V150H114ZM116 149H119L120 153L122 152L121 154H119L118 150ZM122 149V150H121ZM124 149V150H123ZM126 149V150H125ZM34 150V149H33ZM50 150H53L52 152H48ZM87 150V151H86ZM109 150V151H107ZM155 150V151H154ZM4 151V152H3ZM79 151V152H78ZM89 151V152H88ZM105 151V152H104ZM126 151V152H125ZM136 151V152H135ZM161 151V152H160ZM13 152V153H12ZM30 152V153H29ZM102 152V153H101ZM117 152V153H116ZM135 152V153H134ZM139 152V153H137ZM28 153V155H27ZM49 153V154H48ZM77 153V154H76ZM93 153V154H92ZM97 153V154H96ZM129 153V155L127 154ZM14 154H18L14 157ZM71 154V155H70ZM82 154V155H81ZM85 154V155H84ZM88 154V155H87ZM113 154H115L113 156ZM116 154L117 156L119 157H116ZM126 156H125V155ZM148 154V155H146ZM151 154V155H150ZM154 154V155H153ZM159 154V155H158ZM162 154V155H160ZM235 154V156H234ZM30 155V156H29ZM68 155V156H67ZM77 155V156H76ZM82 157H81V156ZM84 155V156H83ZM97 155V156H96ZM128 155V156H127ZM221 157L223 156L225 160H227L228 158H231V160L229 159L227 162H231L229 163L230 166H226L224 168H226L227 170H224L225 172L228 171L226 174H228V176H231V174L229 175V173H232L233 174V169H230V167H235L237 168L238 171H242L243 170H246V169H251V168H254L255 166V162L253 159H250L247 160L249 163L247 162H244L246 160H244V158L240 155V154H236L235 152L232 153V154H227V155H223V154H220ZM237 155V156H236ZM238 155H239V158H238ZM18 156V157H17ZM38 156V157H36ZM71 156V157H70ZM81 158H79V157ZM87 156V157H86ZM105 156V157H104ZM124 156V157H122ZM134 156V157H133ZM149 156V157H148ZM155 156V157H154ZM157 156H159V160L158 161V158ZM225 156H227L225 158ZM22 157V158H21ZM33 157V158H32ZM45 157V158H44ZM68 157V158H67ZM75 157H78V159H75ZM92 157V158H91ZM97 157V158H96ZM103 157V158H102ZM111 157V158H110ZM147 157V159H146ZM242 157V158H240ZM20 158V159H18ZM27 158V159H26ZM29 158V159H28ZM44 158V159H43ZM51 158V159H49ZM87 158V159H86ZM95 158V159H93ZM101 158V159H100ZM116 158V159H114ZM127 158V160H126ZM14 159V160H13ZM18 159V160H16ZM26 159V161H25ZM65 161H64V160ZM71 159V160H70ZM80 159V160H79ZM111 159V160H110ZM117 159H120V160H117ZM141 162L140 164L144 165V167H148L147 168L148 170H150V172L153 170L154 172V169H155V174L157 175L155 178V180L153 179L154 177L150 176L149 179H147L146 177H144V179H140V180H135L136 182L138 181L139 182V185L138 183H136L133 180H129L131 183V186H135L136 184L138 185V187L141 188H136L134 191H137L138 192H133L132 189L130 188V184H129V181L125 182V180L122 179V177L124 176L122 173L120 175V170L121 169L122 171L124 169H127L129 168L130 164L132 163V161L129 163L127 162L128 160H133L135 163L137 162ZM139 159V160H138ZM150 159V160H149ZM240 159V160H239ZM28 160V161H27ZM90 160V161H89ZM104 160V161H103ZM146 160V161H145ZM193 160V159H191ZM196 159H194L193 161H195ZM199 160V161H198ZM196 160L195 162L199 164V166L202 168V172L205 174V172L207 171V168L205 169V162L203 163V160L202 159H198ZM202 163H201V161ZM232 160H235V161H232ZM40 164H38L37 162ZM45 161V162H44ZM78 161V162H77ZM80 161V162H79ZM83 161V163H82ZM99 161L102 163L100 165ZM104 163H103V162ZM111 161V162H110ZM114 161V162H113ZM151 161V162H150ZM186 161H189L190 162V159L186 158ZM238 161V162H237ZM242 161V162H240ZM74 162V164H73ZM106 162V163H105ZM133 162V163H134ZM153 162V163H152ZM161 164H160V163ZM195 162H193L195 164ZM234 162L235 166L232 165V163ZM237 162V163H236ZM252 162V163H251ZM254 162V163H253ZM65 163V164H63ZM67 163V164H66ZM72 163V164H70ZM110 163V164H109ZM126 163H129V165H126ZM239 163V164H238ZM245 163V164H244ZM42 164V165H41ZM78 164V166H77ZM81 164H83L82 166H80ZM93 164V165H92ZM106 164V165H105ZM159 164V165H158ZM204 166H203V165ZM238 166H237V165ZM250 165V167L248 165ZM71 165V166H70ZM114 165V166H113ZM118 165V166H117ZM124 168L122 169L121 166ZM147 165V166H146ZM232 165V166H231ZM246 165V166H244ZM101 166V167H100ZM151 166H153V169H150ZM156 166V167H154ZM158 166V167H157ZM161 166V169L160 167ZM244 168H243V167ZM248 166V167H247ZM64 167V168H63ZM70 167V168H69ZM73 167V168H72ZM77 167V168H76ZM84 167V168H83ZM96 167V168H95ZM118 167V168H117ZM127 167V168H125ZM163 167V168H162ZM232 167V168H233ZM68 168V170L66 169ZM102 168V169H101ZM111 168V170H109ZM156 168H159V170H157L158 172H156ZM165 168V169H164ZM175 170L173 169L172 167V171L170 172H175L177 167H174ZM188 167H185L183 168V171L187 170ZM204 168V169H203ZM229 168V169H228ZM61 169V170H59ZM64 169V170H63ZM87 169V170H86ZM116 169V170H115ZM118 169V170H117ZM169 169V167H168ZM167 169V170H168ZM79 170V171H78ZM86 170V171H85ZM171 170V169H170ZM229 170L232 172H229ZM63 171H66V172H63ZM69 171V172H67ZM72 171V172H71ZM121 171V172H122ZM169 171V170H168ZM182 171V172H183ZM190 171V170H188ZM57 172V173H56ZM76 172V173H75ZM152 172V173H153ZM178 169L175 173H178ZM187 172V171H185ZM208 172V171H207ZM62 173V174H61ZM82 173V174H81ZM107 173V175H106ZM112 173V174H110ZM113 173H114V177H113ZM117 173V174H116ZM161 173V172H160ZM56 174V175H54ZM103 174V175H102ZM120 175L118 176L119 179L123 180L124 181V184L123 186H118L117 184L114 183V179L116 177V175ZM54 175V176H53ZM65 176V177H64ZM80 176V177H79ZM103 176V177H102ZM227 176V175H226ZM56 177V178H55ZM62 177V179H61ZM82 177V178H81ZM85 177V178H84ZM116 177V179L118 178ZM80 178V179H79ZM91 178V180H90ZM125 179V177H123ZM152 178V179H151ZM61 179V180H60ZM150 179L152 181H150ZM56 180V181H55ZM74 180V181H73ZM77 180V181H76ZM61 181V182H60ZM64 181V183H63ZM72 181V183L70 182ZM91 181V182H90ZM134 181V182H133ZM148 183L147 185L145 184L146 182ZM149 181H150V184H149ZM53 182V183H52ZM68 182V183H67ZM93 182V183H92ZM112 182V183H111ZM141 182V183H140ZM44 183V184H43ZM58 183V184H57ZM84 183V184H83ZM134 183V184H133ZM136 183V184H135ZM144 183V184H143ZM47 184V185H46ZM55 186H53V185ZM61 184V185H60ZM70 184V185H69ZM77 184V185H76ZM90 184V185H89ZM65 185V186H64ZM82 185V186H81ZM89 185V186H87ZM94 185V186H93ZM113 185H117L115 187H113ZM143 185V186H142ZM145 185V187H144ZM48 186V187H46ZM69 186V187H68ZM73 186H76L73 188ZM92 186V187H91ZM127 186V187H126ZM142 186V187H141ZM150 188H148V187ZM61 189H60V188ZM67 187V188H66ZM83 187H84V190H83ZM123 187V188H122ZM48 188V189H47ZM64 188V189H63ZM69 188V189H68ZM87 188V189H85ZM100 188V189H99ZM104 188V189H103ZM110 188V189H109ZM126 188V189H125ZM148 188V189H147ZM54 189V190H53ZM66 189V190H65ZM73 191H71V190ZM92 189V190H90ZM105 189H108L107 191ZM115 189V190H114ZM120 191H119V190ZM121 189H123L121 191ZM131 189V190H130ZM143 189V190H142ZM145 189V190H144ZM52 190V191H51ZM61 190V191H60ZM70 190V191H69ZM87 190V191H86ZM113 190V191H112ZM131 192H130V191ZM140 190V191H139ZM51 191V192H50ZM69 191V192H67ZM80 193H77L79 192ZM100 191V192H99ZM103 191V192H102ZM107 193H106V192ZM117 191V192H116ZM126 191V193H124ZM73 192V193H72ZM91 192V193H90ZM119 192V193H118ZM122 192L124 194H122ZM142 192V193H141ZM151 192V194H150ZM111 193V194H110ZM132 193V194H131ZM141 193V194H139ZM73 194V195H72ZM75 194V195H74ZM83 194V195H82ZM89 194V195H88ZM105 196H103V195ZM118 194V195H117ZM122 194V196H121ZM134 194V195H133ZM146 194V195H145ZM150 194V195H148ZM5 195V197H3ZM12 195V196H11ZM17 195V196H15ZM79 195V197H78ZM82 195V196H81ZM91 195V196H90ZM95 195V196H94ZM102 195V196H101ZM131 195V196H130ZM138 195V196H137ZM9 198L7 199L6 198ZM66 196V197H65ZM71 196V197H70ZM74 196V197H73ZM107 196V197H106ZM114 196V197H113ZM117 196V197H116ZM15 197V198H13ZM68 197V198H67ZM76 197V199H75ZM78 197V198H77ZM90 197V198H88ZM113 197V198H112ZM132 197V198H131ZM137 197V198H136ZM5 198V199H4ZM83 200H82V199ZM102 198V199H100ZM107 198V199H105ZM131 198V200H130ZM139 198V199H138ZM143 198V199H142ZM145 198V200H144ZM5 201H4V200ZM11 199V200H10ZM14 199V200H13ZM22 199V200H21ZM79 199V200H78ZM115 199V200H114ZM122 201H121V200ZM10 200V201H9ZM13 200V201H12ZM15 200H17L15 202ZM86 200V201H85ZM114 200V201H113ZM3 201V202H2ZM7 201V202H6ZM9 201V202H8ZM95 201V202H94ZM114 204V205H111V203ZM118 201V202H117ZM139 201V202H138ZM149 201V202H148ZM6 202V203H5ZM15 202V204H14ZM94 202V203H93ZM108 202V203H107ZM116 202V203H114ZM136 202V203H134ZM3 203V204H2ZM9 203V204H8ZM13 203V204H12ZM97 203V204H96ZM131 205H130V204ZM139 203V204H138ZM145 203V204H144ZM149 203V204H148ZM108 204V205H107ZM124 204V205H123ZM134 204V206L132 205ZM5 205V206H4ZM27 207H26V206ZM7 206V207H6ZM10 206V207H9ZM14 206V207H13ZM108 206V207H107ZM114 206V207H113ZM118 208H117V207ZM122 206V207H121ZM128 206V207H127ZM142 206V207H141ZM150 206V207H149ZM16 207V208H15ZM112 207V208H111ZM116 207V208H115ZM125 207V208H124ZM127 207V208H126ZM145 207V208H144ZM6 208V209H5ZM11 208V209H10ZM19 208V209H18ZM130 208L133 210H130ZM10 209V210H9ZM60 209V210H59ZM113 209V210H112ZM117 209V211H116ZM120 209V211H119ZM129 211H128V210ZM141 209V210H139ZM147 209V210H146ZM6 211V212H5ZM10 211V212H9ZM57 211V212H56ZM63 211V212H62ZM116 211V212H115ZM127 211V212H126ZM146 211V212H145ZM153 211V212H152ZM159 211V212H158ZM41 212V213H40ZM61 212V213H60ZM123 212V213H122ZM125 212V214H124ZM129 212V213H128ZM157 212V213H156ZM45 213V215H44ZM55 215H54V214ZM59 213V214H58ZM98 213V214H97ZM120 213V214H119ZM132 213V214H131ZM144 213V214H143ZM146 213V214H145ZM150 213V215H149ZM42 214V215H41ZM49 214V215H48ZM75 214V215H73ZM77 214V215H76ZM79 214V215H78ZM89 214V215H88ZM96 216H95V215ZM136 214V215H135ZM142 214V215H141ZM153 214V215H152ZM90 215H93V216H90ZM133 217V218H131ZM135 215V216H133ZM148 215V216H147ZM49 216V218H47ZM70 216V217H69ZM89 216V217H88ZM99 216V217H97ZM106 218H104V217ZM121 218H120V217ZM66 217V218H65ZM76 217V218H75ZM80 217V218H79ZM111 217V218H110ZM126 217V218H125ZM158 217V218H157ZM43 218V219H42ZM101 218V219H100ZM113 218V219H112ZM118 218V219H117ZM182 218V219H181ZM39 219V220H38ZM69 219V220H68ZM122 219V220H121ZM125 219V220H124ZM156 219V220H155ZM41 220V221H40ZM116 220H121L123 222H119V221H116ZM128 222H127V221ZM138 220V221H137ZM143 220V221H142ZM149 220V221H147ZM179 220V221H178ZM44 221V222H43ZM47 221V222H46ZM55 221V222H54ZM105 221V222H104ZM126 221V223L124 222ZM134 221V222H133ZM145 221V222H144ZM163 221V222H162ZM173 221V222H172ZM179 223H177V222ZM54 222V223H53ZM68 222V223H67ZM101 222V223H100ZM136 222V223H135ZM138 222V224H137ZM144 222V223H143ZM156 222V224H155ZM160 222V223H159ZM166 222V223H165ZM188 222V223H186ZM43 223V224H42ZM47 226H46V224ZM50 223H53L50 225ZM93 223V224H92ZM96 223V224H95ZM122 223V224H121ZM142 225H139L141 224ZM149 223V224H148ZM154 223V224H153ZM174 223V224H173ZM45 224V225H44ZM89 224V226H88ZM102 224V225H101ZM146 226H145V225ZM151 224V225H150ZM161 224V225H160ZM177 224V225H176ZM35 225V226H34ZM39 227H37V226ZM40 225V226H39ZM92 225V226H91ZM100 225V226H99ZM107 225V226H106ZM113 225V226H112ZM119 225V226H118ZM125 225V226H123ZM150 225V227H149ZM165 225V226H164ZM49 226V227H48ZM55 226L56 230L53 228ZM65 226V227H64ZM68 228H67V227ZM148 226V227H147ZM167 226V227H166ZM41 227V228H40ZM72 227V228H71ZM91 227V228H90ZM102 229H100V228ZM107 227V228H106ZM115 227V226H114ZM113 227V228H114ZM126 227V228H125ZM143 227V228H142ZM146 227V228H145ZM173 227V228H174ZM49 228L51 230H49ZM88 228V229H87ZM97 230H96V229ZM30 229V230H29ZM48 229V230H47ZM53 229V231H52ZM66 229V230H65ZM76 229V231L74 230ZM79 229V230H78ZM174 229V230H175ZM40 230L42 232H40ZM47 230V232H46ZM91 230H93L92 232L94 233H91ZM108 230L106 232H108ZM30 231V232H29ZM72 231V232H71ZM75 233H74V232ZM104 231V232H103ZM46 232V233H45ZM53 232V233H52ZM77 232V233H76ZM88 232V234H87ZM20 233V234H19ZM52 233V234H51ZM58 233V234H57ZM80 233V234H79ZM17 234V235H16ZM78 234V235H77ZM82 234V235H81ZM90 234V235H89ZM20 235H21V238H20ZM37 235V236H36ZM39 235H41L39 237ZM57 235V236H56ZM87 235V236H86ZM92 235V237H91ZM12 236V237H11ZM50 236V238H48ZM52 236V237H51ZM86 236V237H85ZM85 237V238H84ZM14 238V239H12ZM35 238V239H33ZM51 239L53 241H51ZM37 240V241H36ZM55 240V241H57ZM85 240H82L80 242L79 247L81 248L82 247V250L87 249V254L83 251V255L81 256H78L75 258V264H88L90 262V264H97V258L96 255L94 256V252L95 251L91 245L88 243V241L85 242ZM32 241V242H31ZM83 242V243H82ZM34 243V244H33ZM36 243V245H35ZM82 243V244H81ZM88 243V244H86ZM39 244V245H38ZM43 244V245H42ZM46 244V245H44ZM86 246H85V245ZM41 245V246H40ZM52 245V246H53ZM67 245V246H65ZM64 245V248L62 246V251L64 249V252H67L66 254H71L70 256L73 258L74 256V251H73V248L75 247L78 248V246H74L72 247L70 245V243H66ZM81 245V246H80ZM46 246V247H45ZM48 246H50L48 248ZM85 246V247H83ZM90 246V247H89ZM89 247V248H88ZM67 248V249H66ZM72 249V250H71ZM89 249V250H88ZM90 249H93L90 250ZM49 250V251H48ZM71 250V251H70ZM69 251V252H68ZM90 251L91 252V255H90ZM41 252V253H40ZM72 253H73V256H72ZM34 254V255H32ZM48 257H46L45 255ZM88 255V256H85ZM24 256V257H23ZM27 256V257H26ZM29 256V257H28ZM34 256V257H33ZM53 259H52V257ZM46 257V258H45ZM28 258V259H27ZM33 258V259H32ZM58 258V259H57ZM71 258V259H72ZM81 258V259H80ZM83 258V259H82ZM92 258V259H91ZM96 260H95V259ZM37 259V260H35ZM43 260V261H42ZM80 260V262H79ZM87 262H86V261ZM94 262H93V261ZM22 261V262H21ZM48 261V262H47ZM26 262V263H25ZM65 262V261H64ZM64 262L60 263V264H64ZM78 262V263H77ZM70 264V263H69ZM74 264V263H73Z\"/></svg>",
    "mask_w": 264,
    "mask_h": 264
},
{
    "label": "bare ground",
    "instance_id": "6f19581e",
    "mask_svg": "<svg viewBox=\"0 0 264 264\" xmlns=\"http://www.w3.org/2000/svg\"><path fill=\"white\" fill-rule=\"evenodd\" d=\"M15 0H0V3L4 2L5 4L7 3L8 5L11 4V5H14V7H16V5L14 4ZM22 2H27L28 5H26V8L23 10L22 8V11L24 12H18L17 13L15 12V14L12 16V17H6L5 14L1 13L0 11V91L2 90L1 88H4V89H8L7 91H9V87L13 88L14 85L18 84V83H21L23 84L24 81H26V78L27 76L29 77L28 81H31V79H35L38 77V72L36 70L37 67L40 66V64H38L39 66H37L33 61H30L28 58H31L30 55L33 53L31 52V48H30V51L28 50V53L26 51L25 48H23L25 50V55H23V52H21L20 47L17 46L19 42L25 44L26 42H31V39H33L34 35H35V31L36 30H39L38 32H44V31H48L50 28H52L51 30H53L54 28H57L58 30H54L55 32H59L60 30L67 35V33L70 35H67V36H63L62 32H61V35L59 38H58V41H59V46H60V49L58 50H61V53L62 56L64 57H67L68 60L69 57H71V60L70 61H66L67 58H63L61 57V59L63 58V60L65 61L63 63V67L61 68L59 65V68L62 69V72L64 73V78L66 77L67 80H69V86H71V84H76L77 87L78 85H80V82H82L83 80L87 81L86 83H88L89 81V77H93V75H97L99 72L100 74L103 73L106 75V77H108L107 79L109 80H106V81H110L109 84H111V82L113 81V78L118 71H120L122 69V66L119 62L117 61H114L113 59H110V60H103V59H100V58H83L81 56L86 54V51L84 50V53H83V50H80L81 48L79 47L80 44L78 45V43L80 42L81 45H82V48H85L86 47L84 46V42L86 41H89V40H97L98 42L105 39L108 36H111L114 35L118 38L119 42H121L120 44H122V46H120L121 48H126V52L127 50L128 51H137V53L139 51H142V52H145L146 53H150L151 56L153 55L154 58L157 57L158 55H160L161 53V58H163V55H167L162 52H160L158 50V48L156 49L155 46H153L154 44L148 39V32L151 30V33L152 32H165L167 33V35H169L170 37H172L171 35H174L175 36V33L177 35H180L182 36V40H186V42L184 41V43H186L187 45H192L191 47H195L196 45V42L199 40L197 39L198 38H201V36L199 37L202 30L200 29H204V28H199L200 25H197L198 28L194 27V25H192L193 23H191V26L186 24V28H184L181 24H184L185 23V19H188L191 15H190V10L188 9H185L184 7L180 6L179 4L183 2V4L181 5H184V2L188 3L189 1L191 2V0H156V3H153L151 1V3L153 4H150V5H158L159 7H162V9H164L165 11L167 10H170L171 13L174 14V16L172 17V15L170 17H172L171 20H167L166 22H164V20L162 22V24H160L161 22L157 21V17H159V12L158 10H155V9H152V8H155V7H152L150 10H144L142 6H144V4H141L140 7H135L136 3L135 1L136 0H130L131 1V5L127 3V1L125 0H19ZM33 1H40L41 4H44L45 5V9L46 7L52 9L55 11V13L58 11L57 15L55 16V19L53 18V20H50L49 17H48V21L47 22H44L43 20V15L41 16L40 14V19H38L37 17V12L35 14V12L33 11V6L31 7H28L29 6V3L33 2ZM141 1V0H140ZM145 1V0H144ZM150 1V0H149ZM155 2V0H153ZM178 1H180L179 3H177ZM206 1V0H204ZM213 1V0H212ZM236 0H218L216 3H212V7L214 9V12L217 13V14H228L230 11H235L236 10V6L238 5H235ZM249 1V0H248ZM251 1V0H250ZM249 1V2H250ZM146 2V1H145ZM198 2H201V1H198ZM252 2V1H251ZM254 2H262L261 0H254L252 2V4ZM3 3V4H4ZM37 3V2H36ZM35 3V4H36ZM96 3H99L98 5L101 4L100 6V9L97 8L94 9V5ZM134 3V4H132ZM148 3V2H147ZM150 3V2H149ZM210 3V2H209ZM242 3V2H240ZM259 3V4H260ZM264 3V2H262ZM4 4V5H5ZM140 4V3H139ZM197 4V3H195ZM200 4V3H198ZM197 4V6H198ZM204 4V3H203ZM249 4V3H248ZM246 4V5H248ZM250 4L251 6H255V3L252 5ZM258 4V6L260 7V5ZM10 5V6H11ZM65 5V6H63ZM138 5V4H137ZM149 5V6H150ZM186 5V4H185ZM192 5V3H191ZM241 5V4H240ZM244 5V4H243ZM263 5V4H261ZM20 6V5H19ZM39 6V4H38ZM37 6V7H38ZM43 6V5H42ZM97 7V5H95ZM206 6V5H205ZM249 6V5H248ZM252 7L249 8L251 10H254V14H257V13H261V11H259V7ZM25 7V6H24ZM94 7V8H93ZM186 7V6H185ZM211 7V9H212ZM239 7L240 9H242L239 5L237 6ZM246 7V6H245ZM43 8V7H42ZM88 8H90L88 10ZM145 8V7H144ZM208 8V7H206ZM248 7H247V10H250ZM259 8V9H256ZM262 8L264 9V7L262 6ZM17 9V8H16ZM15 9V10H16ZM106 9H111V10H108L106 11ZM129 10L131 9L130 11H128V16H126L125 13V10ZM158 9V8H156ZM191 9V8H189ZM239 9V10H240ZM246 9V8H245ZM2 10V8H1ZM41 10V9H40ZM44 10V9H43ZM163 10V11H164ZM200 10V8H199ZM202 11L204 9H201ZM209 12L210 9H207ZM88 11V12H87ZM124 11V13H123ZM161 11V10H160ZM212 11V10H211ZM243 11V10H242ZM246 11V10H245ZM46 12V11H45ZM132 13L130 15V13ZM193 12V11H192ZM191 12V13H192ZM6 13V12H5ZM44 13V11H43ZM47 13V12H46ZM45 13V14H46ZM165 13V12H164ZM169 13V15L171 14L170 12H167ZM204 13V12H203ZM202 12H199L195 14L196 16V20H200L201 21H204L206 23V18H204V15ZM211 13V12H210ZM214 13V14H215ZM232 13V12H231ZM234 13V12H233ZM251 13V12H248V14ZM252 13V18L254 17ZM260 13L258 15H260ZM263 13V12H262ZM52 14V13H51ZM219 14V15H220ZM242 14V13H241ZM8 15V14H7ZM50 15V14H49ZM161 15V14H160ZM168 15V14H167ZM169 15L167 17H169ZM212 15V14H211ZM235 15V14H234ZM251 15V14H250ZM249 15V17H250ZM53 16V15H52ZM165 18L167 19L166 15L164 14ZM162 16V17H164ZM194 16V14H193ZM218 16V15H217ZM221 16V15H220ZM229 16V15H227ZM245 16V15H244ZM42 17V18H41ZM45 17V16H44ZM160 16V18H162ZM208 17V16H207ZM211 16H209L208 18H210ZM230 17V16H229ZM248 17V16H247ZM246 17V18H247ZM248 17V19H249ZM255 17H257V15H255ZM254 17V18H255ZM140 18L143 19V21L147 22L146 24L144 23H141L140 22ZM157 18V19H156ZM192 18V17H191ZM213 18V17H212ZM219 18V17H217ZM221 18V17H220ZM224 19V17H222ZM234 18V17H233ZM240 18V17H239ZM238 18V19H239ZM244 18V17H243ZM245 18V19H246ZM52 19V18H51ZM130 19V21L128 20ZM156 19V20H155ZM237 19V20H238ZM242 19V18H241ZM127 20L130 22V23H133L132 20L135 21H138V25H136L137 27H134L133 29L129 28L127 25L130 26V23L126 25V27H121V24L122 23H126ZM189 20V19H188ZM212 20V19H211ZM215 20V19H214ZM213 20V21H214ZM219 20V19H217ZM230 20H232V18L230 17ZM142 21V20H141ZM155 21L159 22L156 23ZM191 21V19L189 20ZM192 21H194L192 19ZM208 21V20H207ZM225 21H227L228 23V20L225 19ZM239 21V20H238ZM242 21V20H241ZM252 21V20H251ZM260 21V20H259ZM184 22V23H183ZM197 22V21H196ZM199 22V23H200ZM244 22V21H243ZM248 22V21H247ZM124 23V24H125ZM128 23V22H127ZM187 23V22H186ZM202 23V22H201ZM200 23V24H201ZM221 23V22H220ZM134 24V23H133ZM130 27H132V25ZM198 24V23H197ZM211 24V22H210ZM210 24L207 22V26ZM222 24V23H221ZM220 24V25H221ZM230 24V23H229ZM245 24V23H244ZM254 24V23H252ZM251 24V25H252ZM258 24V23H256ZM37 25V26H36ZM135 25V24H134ZM212 25V24H211ZM226 25V24H225ZM190 26V27H189ZM196 26V25H195ZM202 26V25H201ZM212 26H215V25H212ZM210 27V29H215L214 27ZM223 26V25H222ZM228 26V25H227ZM240 26V25H239ZM245 26V25H244ZM256 26V25H255ZM254 26V27H255ZM258 26V25H257ZM262 26V25H261ZM260 26V27H261ZM225 27V26H224ZM242 27V26H241ZM260 27H257V31L259 30V32H261L260 30ZM264 27V26H263ZM262 27V28H263ZM150 28V29H149ZM219 28V27H218ZM223 28V27H221ZM229 28V27H228ZM227 28V29H228ZM248 28V27H247ZM217 29V28H216ZM255 29V30H256ZM50 30V31H51ZM149 30V31H148ZM155 30V31H154ZM264 30V29H263ZM262 30V31H263ZM206 31V29H205ZM211 31V30H210ZM212 31H215V30H212ZM217 31V30H216ZM222 31V30H221ZM242 31V29H241ZM37 32V34H39ZM40 32V33H41ZM161 32V33H163ZM46 33V32H45ZM44 33V35H45ZM164 33V34H165ZM212 33V32H211ZM232 33V32H231ZM256 32H254L255 34ZM54 34V33H53ZM59 34V33H58ZM150 34V32H149ZM204 34V33H203ZM202 34V35H203ZM207 34V33H206ZM238 34V33H237ZM242 34V33H241ZM263 33H260V35ZM42 35V34H41ZM157 35V34H156ZM162 35V34H161ZM209 35V32L208 34ZM244 35V34H243ZM247 35V34H246ZM252 35V34H251ZM36 36V35H35ZM106 36V37H105ZM164 36V35H162ZM161 36V38H162ZM179 36V37H180ZM204 36V35H203ZM213 36V35H212ZM227 36V35H226ZM231 36V35H229ZM237 36V35H236ZM245 36V35H244ZM250 36V35H248ZM33 37V38H32ZM54 37V35H53ZM52 37V38H53ZM58 37V36H57ZM105 37V38H104ZM113 37V36H112ZM111 37V38H112ZM150 37V36H149ZM156 37V36H155ZM158 37V36H157ZM160 37V35H159ZM158 37V38H159ZM184 37V38H183ZM206 37V36H205ZM204 37V40H206ZM214 37V36H213ZM232 37V36H231ZM240 37V36H239ZM42 38V36H41ZM47 38V37H46ZM46 38H42L43 39H46ZM56 38V37H55ZM114 38V37H113ZM153 38V37H151ZM175 38V37H174ZM221 38V37H220ZM223 38V37H222ZM235 38H238V37H235ZM249 38V37H247ZM257 38V37H256ZM263 38V37H262ZM35 39H37L35 37ZM50 39V38H49ZM166 39V38H165ZM176 39V38H175ZM178 39V37H177ZM197 39V40H196ZM203 39V38H201ZM217 39V38H216ZM227 39V38H226ZM243 39V38H242ZM253 39V37H252ZM251 37H250V40L252 41ZM264 39V38H263ZM54 40V39H53ZM57 40V38H56ZM117 41V39H115ZM156 40V39H155ZM173 40V39H171ZM169 39V41H171ZM248 41V39H245ZM38 41V39H37ZM41 42V40H39ZM48 41V40H47ZM55 41V40H54ZM53 41V42H54ZM56 41V42H58ZM96 41V42H97ZM113 41V40H112ZM115 41V42H116ZM168 41V40H166ZM201 41V40H200ZM223 41V39H222ZM226 41V40H225ZM236 41V40H235ZM236 42H242L241 39H239L238 41ZM244 41V39H243ZM261 41V40H260ZM263 41V40H262ZM25 42V43H24ZM33 42V41H32ZM39 42V43H40ZM44 42V41H43ZM92 42V41H91ZM95 42V43H96ZM114 41L112 43H115ZM154 42V41H153ZM181 42V41H180ZM183 42V41H182ZM207 42H210V40H208ZM212 42V41H211ZM210 42V43H211ZM239 42V44H235L234 46H232L231 48L232 49H235V50H241L243 49V51L245 52V48H246V44L248 42H246L245 44H241ZM245 42V41H244ZM19 43V44H21ZM38 43V44H39ZM88 43V42H87ZM86 43V44H87ZM94 43V42H93ZM107 43V42H106ZM155 43V42H154ZM202 43V42H201ZM229 43V42H228ZM231 43V42H230ZM253 43V42H251ZM23 44H21L23 46ZM36 44V43H35ZM37 44V45H38ZM45 44V43H44ZM43 44V46H45ZM48 44V43H47ZM89 44V43H88ZM119 44V43H118ZM119 44V45H120ZM156 44V43H155ZM198 44V43H197ZM203 44V43H202ZM206 44V43H205ZM214 44V43H213ZM217 44V43H216ZM227 44V43H226ZM26 47H28V44L26 43ZM31 45V44H30ZM34 46V47H37ZM40 45V44H39ZM38 45V46H39ZM51 45V44H50ZM49 45V46H50ZM108 45V44H107ZM171 45V44H170ZM174 45V43H173ZM184 45V44H183ZM186 45V46H187ZM204 45V44H203ZM233 45V43H232ZM250 45V44H249ZM48 46V45H47ZM88 46V45H86ZM90 46V44H89ZM88 46V49L90 48ZM104 46V45H103ZM106 46V45H105ZM113 47L115 46V44L112 45ZM111 46V47H112ZM157 46V45H156ZM175 46V45H174ZM185 46V47H186ZM199 46V45H198ZM197 46V47H198ZM248 46V45H247ZM256 46V45H255ZM258 46V44H257ZM262 46V45H261ZM19 47V49H18ZM52 47V45H51ZM58 47V46H57ZM116 47V46H115ZM114 47L113 49V52L114 50H116ZM118 47V45H117ZM184 47V46H182ZM184 47V48H185ZM190 47V48H191ZM193 47V48H194ZM229 47V46H228ZM22 48V47H21ZM40 48V47H39ZM46 48V47H45ZM80 48V49H79ZM120 48V50L122 51V49ZM169 48V47H167ZM173 48V47H172ZM171 48V49H172ZM184 48H181V47H174L172 50L170 49L168 53H170V55L168 56H173L172 58H170V60L172 59H180L181 61L180 62H183V63H190L191 62V54H190V57L187 56L185 53L187 50H185ZM188 48V47H186ZM189 48V49H190ZM191 48V51L192 49ZM201 48H203L201 46ZM200 48V49H201ZM208 48V47H207ZM212 48V47H211ZM215 48V44H214V47ZM221 48V47H220ZM251 48H252V45H251ZM107 49V48H106ZM166 49V47H165ZM164 49V50H165ZM199 48L198 49H195L196 51L200 50ZM205 49V47H204ZM203 49V50H204ZM245 49V50H244ZM34 50V48H33ZM36 50V49H35ZM34 50V52H35ZM41 50V49H40ZM48 50V49H47ZM54 50V48L52 49ZM82 52H80V51ZM92 50V49H90ZM194 50V51H195ZM213 50V49H212ZM217 50V49H216ZM222 50V49H221ZM227 50V49H226ZM248 50V49H247ZM54 51H57V50H54ZM89 51V50H88ZM104 51L105 48H104ZM119 51V50H118ZM148 51V52H147ZM201 51V50H200ZM205 51V50H204ZM233 51V50H232ZM29 52H31V54H29ZM38 52V50H37ZM51 52V51H50ZM53 52V51H52ZM51 52V53H52ZM107 52V51H106ZM110 52V51H109ZM117 51L114 52V54L116 53ZM120 52V51H119ZM125 52V51H123ZM134 52V53H135ZM189 52V51H188ZM208 52V51H207ZM206 52V53H207ZM213 52V51H212ZM236 52V51H235ZM239 52V51H238ZM257 52V51H256ZM23 57L28 55L29 54V57L26 56L27 58H24L22 59V55ZM54 53H58L57 52H54ZM88 53V52H87ZM128 53V52H127ZM140 53V52H139ZM145 53V54H146ZM204 53V52H202ZM202 53L201 56H202ZM226 53V52H225ZM231 54V52H229ZM38 54V53H37ZM50 54V53H49ZM59 54V55H60ZM104 54H107V53H104ZM104 54H101V55H104ZM113 54V53H112ZM113 54V55H114ZM121 54V52H120ZM126 54V53H125ZM124 54V55H125ZM130 54V53H129ZM143 54V53H141ZM140 54V56H141ZM150 54H147L150 55ZM163 54V55H162ZM186 56H185V55ZM188 54V53H187ZM255 54V53H254ZM33 55V54H32ZM31 55V56H32ZM40 55V54H39ZM51 55V54H50ZM88 55V54H87ZM97 55V54H96ZM112 55V56H113ZM122 55V54H121ZM128 55V54H127ZM134 55V54H133ZM228 55V54H227ZM233 55V54H231ZM236 55V54H235ZM242 55V54H241ZM262 55V54H261ZM38 56V55H37ZM49 56V55H48ZM47 56V57H48ZM91 56V55H90ZM108 56L110 57L111 55L108 54ZM138 56V55H137ZM143 56V55H142ZM141 56V57H142ZM146 56V55H145ZM144 56V57H145ZM152 56V57H153ZM217 56V55H216ZM222 56V55H221ZM255 56V55H254ZM257 56V55H256ZM88 57V56H87ZM114 57V56H113ZM126 57V56H125ZM124 57V58H125ZM150 56H148L147 58L145 57V59L142 60L139 58H137V60H139L137 62L136 67L139 66V68L143 71H141L142 73L144 72H147L146 70L150 69L149 67H152V66H158V67H161V66H164L165 63H164V60L163 62H158V61H155L154 64H151L149 62ZM160 57H157L158 60ZM165 57V56H164ZM167 57V56H166ZM194 57H195V52H194ZM196 57H197V54H196ZM195 57V58H196ZM203 57V56H202ZM218 57V56H217ZM36 58V57H35ZM49 58V57H48ZM54 58V57H53ZM57 58V57H56ZM116 58V57H114ZM127 58V57H126ZM236 58V57H235ZM259 58V57H258ZM28 59V60H26ZM47 59V58H46ZM55 59V58H54ZM60 59V60H61ZM109 59V58H108ZM153 59V58H152ZM193 59V58H192ZM218 59V58H217ZM226 59H229V58H226ZM241 59V58H240ZM264 59V58H263ZM135 60V59H133ZM153 60H156L153 59ZM168 60V59H167ZM172 60L170 62H172ZM232 60V59H231ZM234 60V59H233ZM37 61V60H36ZM42 61V59H41ZM40 61V62H41ZM44 61V60H43ZM56 61V59H55ZM136 61V60H135ZM151 61V60H150ZM176 61V60H175ZM179 61V60H178ZM196 61V59H195ZM208 61V60H207ZM235 61V60H234ZM242 61H245V60H242ZM257 58H256V62H257ZM45 62V61H44ZM62 62V61H61ZM126 62V61H125ZM133 62V61H132ZM152 62V61H151ZM169 62V61H168ZM179 62V63H180ZM194 62V61H193ZM261 62V60H260ZM39 63V62H38ZM57 63V61H56ZM153 63V62H152ZM174 63V62H173ZM177 63V62H176ZM175 63V64H176ZM214 63V62H213ZM230 63V62H229ZM258 63V62H257ZM51 64V63H49ZM131 64V63H130ZM168 64V63H167ZM175 64L173 66H175ZM193 64V63H192ZM205 64V63H204ZM216 64V63H215ZM236 64V63H235ZM260 64V63H259ZM97 66L96 69H93V67H90V66ZM138 65V66H137ZM183 65V64H182ZM186 65V64H185ZM189 65V64H188ZM187 65V66H188ZM194 65V64H193ZM202 65V64H201ZM242 65V64H241ZM37 66V67H36ZM49 66V65H48ZM180 66V65H179ZM192 66V65H191ZM204 66V65H203ZM250 66V65H249ZM252 66V65H251ZM256 66V65H255ZM42 67V66H40ZM177 67V66H176ZM181 67V66H180ZM179 67V68H180ZM236 67V66H235ZM261 67V66H260ZM58 68V67H57ZM57 68L53 69L49 68L50 71L53 72V70L57 71ZM95 68V67H94ZM133 68V67H132ZM171 68V67H170ZM174 68V67H172ZM195 68H196V64H195ZM199 68V67H198ZM228 68V67H227ZM226 68V69H227ZM231 68V67H230ZM238 68V67H237ZM240 68V67H239ZM256 68V67H255ZM259 68V67H258ZM39 69H42L40 70L42 73L44 72L43 69H46L45 68H39ZM38 69V70H39ZM49 69H47V72L49 71ZM59 69V70H60ZM152 69V68H151ZM150 69V71H151ZM155 69V67H154ZM176 69V68H175ZM189 69V68H188ZM192 69V68H191ZM197 69V68H196ZM195 69V70H196ZM221 70H223L222 68H220ZM219 69V70H220ZM34 70V71H33ZM123 70V69H122ZM158 70V69H157ZM156 70V71H157ZM165 70V68H164ZM180 70V69H179ZM254 70V69H253ZM59 72V71H57ZM173 71V70H172ZM176 71V70H175ZM187 71V70H186ZM189 71V70H188ZM203 71V70H202ZM225 71V70H224ZM230 71V69H229ZM232 71V70H231ZM244 71V70H243ZM249 71V70H248ZM255 71V70H254ZM35 72V73H34ZM133 72V71H132ZM141 72H139V74L137 75H140ZM149 72V71H148ZM163 72V71H162ZM177 72V71H176ZM183 72V71H182ZM216 72V70H215ZM214 72V73H215ZM226 72V71H225ZM228 72V71H227ZM258 72V71H257ZM256 72V73H257ZM264 72V71H263ZM61 73V72H60ZM61 73V74H63ZM123 73V72H122ZM172 73V72H171ZM170 73V74H171ZM179 73V72H178ZM186 73V72H185ZM223 73V71H222ZM231 73V72H229ZM242 73V72H241ZM252 73V72H251ZM250 73V74H251ZM255 73V72H254ZM259 73H262V72H259ZM37 74V77H35V75ZM49 74V73H48ZM53 74V73H52ZM61 74H59L61 76ZM124 74V73H123ZM146 74V73H144ZM148 74V73H147ZM153 74V73H152ZM155 74V73H154ZM213 74V73H212ZM239 74V73H237ZM247 74V73H246ZM249 74V73H248ZM41 75H44L41 74ZM57 75V76H59ZM102 75V74H101ZM118 75V74H117ZM121 75V74H120ZM161 75V74H160ZM173 75V74H172ZM181 75V74H180ZM185 75V74H184ZM224 75V74H223ZM227 75V74H226ZM245 75V74H244ZM255 75V74H254ZM253 75V76H254ZM40 76V75H39ZM49 76V75H48ZM51 76V75H50ZM53 76V75H52ZM60 76L58 77V79L60 78ZM125 76V75H123ZM142 76V74H141ZM145 76V75H144ZM219 75H217L218 77ZM242 76V74H241ZM240 76V77H241ZM250 76V75H249ZM261 76V75H260ZM43 76L39 77L42 81V78ZM46 77V76H45ZM137 77V76H136ZM140 77V76H139ZM149 77L150 76V73H149ZM153 77V76H152ZM176 77V76H175ZM191 77V76H190ZM195 77V76H194ZM197 80H198V84L202 83L204 85H207L208 82V78H205L204 75L201 74H197ZM220 77V76H219ZM234 77V76H233ZM239 77V76H238ZM263 77V76H262ZM49 78V77H48ZM63 78V79H64ZM90 78V79H91ZM118 78V77H117ZM120 78V77H119ZM138 78V77H137ZM137 78H135L137 80ZM155 78V77H154ZM172 78V77H171ZM236 78V77H235ZM249 78V77H248ZM238 79L240 80L238 83H234L236 84L234 87H230L227 83V85H225V82H224V85L223 86H219L220 88L217 87L218 90H214L215 92H211L212 90L210 89V91L207 89H205L203 86H201L202 88L200 89H196L194 87H191V88H194L196 89L194 92H191L188 90L185 89V87L183 88H177V89H173L171 87H173L174 85H171V91L173 89V91L171 92V94L169 95L168 94V98L170 99V104L169 105H172L173 107H177V108H180V109H191V108H199V109H206L207 110L209 109V107H216L218 108L217 110H224V111H233V109H235L234 107H236L235 105H233L235 102L236 103H239V104H243V103H246L247 105L250 104V106H252V102L251 101H255L257 99V97H259L258 99H264V86L262 85V83L260 84L258 82V79H251V76L249 79ZM259 78V76H258ZM264 78V77H263ZM54 79L55 76H54ZM62 79V78H61ZM59 80L61 82L65 81L66 79H64L63 81L62 80ZM103 79H106V78H103ZM122 79V78H121ZM127 79V78H126ZM143 79V77H142ZM159 79V78H158ZM191 79V78H190ZM194 79V78H192ZM207 79V80H206ZM212 79V78H211ZM218 80H220V78H217ZM36 80V79H35ZM47 80V79H46ZM146 79H143L142 81H144ZM148 80V79H147ZM176 80V79H175ZM216 80V79H215ZM225 80V78H224ZM231 80V79H230ZM237 80V78H236ZM262 80V79H260ZM49 81V80H48ZM51 81V80H50ZM49 81V82H50ZM59 81L56 80V82L54 81V83H56V87L57 84H60ZM116 81V80H115ZM114 81V83H115ZM122 81V80H121ZM133 82V80H130ZM130 81H127V82H130ZM159 81V80H158ZM179 81V80H178ZM186 81V80H185ZM188 81V80H187ZM196 81V80H195ZM37 82V81H36ZM52 82V81H51ZM66 82V81H65ZM64 82V83H65ZM67 82V83H68ZM72 82V83H71ZM136 82V81H134ZM138 82V81H137ZM140 82V81H139ZM151 82V81H150ZM210 82V81H209ZM212 82V81H211ZM218 82V81H217ZM27 82H25L24 84H26ZM33 83H34V80H33ZM38 83V82H37ZM40 83V82H39ZM63 84V87L65 85H67L65 83V85ZM71 83V84H70ZM91 83V82H90ZM106 83V82H105ZM113 83V82H112ZM182 83V82H181ZM185 83V82H184ZM195 83V82H194ZM192 83V84H194ZM207 83V84H206ZM264 83V82H263ZM29 84H32V83H29ZM45 84V83H44ZM82 84V83H81ZM97 84V83H96ZM102 84V83H101ZM101 84H100V87H101ZM107 84V83H106ZM117 83H115L116 85ZM130 84V83H129ZM145 84V82H144ZM148 84V83H147ZM165 84V83H164ZM163 84V86H164ZM168 84V83H167ZM191 84V83H190ZM211 84V83H210ZM209 84V85H210ZM213 84V83H212ZM215 84V83H214ZM230 84V83H229ZM33 85V84H32ZM35 85H39V84H35ZM47 85V83H46ZM45 85V86H46ZM55 85V84H54ZM61 85V84H60ZM128 84H126L125 82H120V84L116 85L117 87H114L115 88H118V90L122 89V88H127ZM131 85V84H130ZM134 84H132L133 86ZM151 83L149 84L148 87H150ZM156 85V83H155ZM196 86H199L197 84H195ZM18 86V85H17ZM16 86V87H17ZM41 86V85H40ZM50 86V85H49ZM48 86V87H49ZM62 86V85H61ZM60 86V87H61ZM86 86V85H85ZM103 86V84H102ZM113 86L111 87L109 85V87L113 88ZM137 86V85H136ZM146 86V85H145ZM144 86V87H145ZM162 86V87H163ZM188 86H190L188 84ZM226 86V87H225ZM15 87V86H14ZM22 87V86H21ZM35 87V86H34ZM51 87V86H50ZM87 87V86H86ZM108 87V89L106 90H110ZM141 87V86H140ZM143 87V88H144ZM146 86V88H148ZM161 87V85H160ZM177 87V86H176ZM210 87H212L210 85ZM42 88V87H40ZM37 87V90L40 91L38 93V99H39V96L40 97H45L44 99L46 100V96H49L50 94H52V92L50 90L51 93L48 94L46 90L42 88L40 89ZM65 88V87H64ZM67 88V87H66ZM74 88V86H73ZM71 88V89H73ZM104 88V87H103ZM130 88V87H129ZM134 88V89H133ZM133 92L131 94H133V96H137L138 95H142V90L140 92L137 91V89H135V87H133ZM213 88V87H212ZM216 88V87H215ZM214 88V89H215ZM3 89V90H4ZM15 89V88H14ZM30 89V87H29ZM29 89H26L29 91ZM63 89V88H62ZM68 89V88H67ZM84 89V88H82ZM156 89V88H155ZM163 89V88H162ZM166 89V88H164ZM12 90V89H11ZM25 90V89H24ZM36 90V89H35ZM60 90V89H59ZM105 90V91H106ZM129 91L131 89H128ZM149 91V89H147ZM5 91V90H4ZM33 92V87H32V90ZM29 91V92H31ZM63 91V90H62ZM69 91V90H68ZM84 91V90H83ZM94 91V90H93ZM101 91V90H100ZM99 91V92H100ZM111 91H113L111 89ZM126 91V90H125ZM132 91V90H131ZM3 92V91H1ZM15 92V91H14ZM18 92V91H17ZM61 92V90L59 91V93ZM65 92V91H64ZM79 93L77 94V96H79L80 94V90L78 91ZM98 92V94H100ZM121 92V91H120ZM160 92V90L158 91ZM58 93V94H59ZM68 93V92H67ZM77 93V92H76ZM93 93V92H92ZM112 93V92H110ZM115 93V92H113ZM128 93V92H126ZM165 93V92H164ZM169 93V92H168ZM207 93V94H205ZM8 96L9 93H5V96ZM13 94V93H12ZM18 94V93H17ZM20 94V92H19ZM22 94V93H21ZM28 97H29V93H27ZM32 94V93H30ZM65 94V93H64ZM63 94V96H65ZM73 94V93H72ZM95 94V93H94ZM120 94V93H118ZM122 94V92H121ZM149 94V93H148ZM157 95V93H155ZM163 94V93H162ZM1 95V94H0ZM26 95V94H25ZM56 95V93H55ZM75 95V94H74ZM109 95V93H108ZM107 95V96H108ZM154 95V94H153ZM161 95V94H160ZM206 95L207 98H205L204 96ZM4 98L6 99L7 96ZM16 95H14L13 97H15ZM21 96V95H20ZM31 96V95H30ZM52 96V95H51ZM58 96V95H57ZM56 96V97H57ZM69 96V95H68ZM76 96V95H75ZM76 96V97H77ZM112 96V95H111ZM114 96V95H113ZM129 96V95H128ZM126 96V97H128ZM203 96V97H201ZM3 97V96H2ZM12 97V99H13ZM36 97V96H35ZM87 97H90V96H87ZM96 98V96H94ZM104 97V96H103ZM132 97V95H131ZM141 97V96H140ZM146 97V96H145ZM1 98V96H0ZM8 98H10V96H8ZM24 98V97H22ZM26 98V97H25ZM37 98V97H36ZM48 98V97H47ZM51 98V97H50ZM58 98H62V97H58ZM66 98V97H65ZM18 99V98H16ZM43 99V98H42ZM73 99V97L71 98ZM127 99V98H126ZM133 99V98H132ZM137 99V98H136ZM135 99V101H136ZM160 99V98H159ZM226 99H229V101L231 102L228 103L229 101L227 100V103H226ZM25 100V99H24ZM37 100V99H36ZM44 100V103L41 102V104H45L47 103L46 101ZM50 100V99H49ZM56 100V99H55ZM59 100V99H57ZM114 100V99H113ZM116 100V99H115ZM147 100V99H145ZM154 100H158L157 99H154ZM261 100V101H262ZM4 101V100H3ZM10 101V99H9ZM8 101V102H9ZM18 101V100H17ZM17 101L15 102L17 104ZM21 101V100H20ZM41 101V100H40ZM39 101V102H40ZM53 101V100H51ZM120 101V100H119ZM128 101V100H127ZM130 101V100H129ZM132 101V100H131ZM133 100V103H130V109H136L137 106H138V102L136 101L135 102ZM143 101V100H142ZM167 101V99H166ZM222 101H225L222 102ZM233 101V102H232ZM260 101V102H261ZM1 102V101H0ZM6 101H4V104H5ZM49 102V101H48ZM95 102V101H94ZM101 102V100L99 101ZM110 102V101H109ZM121 102V101H120ZM164 102V101H163ZM168 102V103H169ZM249 102V104H248ZM251 102V103H250ZM264 102V101H262ZM14 103V101L12 102ZM23 103V102H22ZM34 104V102H32ZM35 103H38V101H35ZM92 103V102H91ZM111 103V102H110ZM223 103V104H222ZM233 103V104H232ZM235 103V104H236ZM3 103L1 102V105ZM31 104V103H30ZM51 104V103H50ZM49 104V105H50ZM55 104V102H54ZM93 104V103H92ZM97 104V103H96ZM102 104V103H101ZM108 104V103H107ZM120 104V103H119ZM128 104V103H126ZM125 104V105H126ZM245 104V105H246ZM18 105V104H17ZM28 104H26L25 106H27ZM35 105V104H34ZM40 105V104H39ZM57 105V104H56ZM60 105V104H59ZM100 105V103H99ZM124 105V106H125ZM147 105V104H146ZM150 105V104H149ZM163 105V104H161ZM257 105V104H256ZM261 105V104H260ZM258 105V106H260ZM4 106V105H3ZM22 106V105H21ZM19 106V108L21 107ZM31 107H33L32 105H30ZM37 106V105H35ZM127 106V107H128ZM141 106V105H140ZM144 106V105H143ZM151 106V105H150ZM164 106V105H163ZM243 106V105H242ZM254 106V105H253ZM8 107V106H7ZM18 107V106H16ZM39 107V106H38ZM46 107H53V106H46ZM99 107V106H98ZM112 107H113V104H112ZM146 107V106H145ZM155 107V106H154ZM167 107V106H166ZM170 107V106H169ZM172 107V108H173ZM175 107V108H176ZM36 109H38L37 107H34ZM42 108V106H41ZM92 108V107H91ZM97 108V107H96ZM117 108V107H116ZM121 108V107H120ZM148 108V107H147ZM160 108V107H159ZM163 108V107H162ZM161 108V109H162ZM174 108V109H175ZM215 108V110H216ZM238 108V107H237ZM242 108V107H241ZM261 108V107H260ZM264 108V107H263ZM21 109V108H20ZM24 109V108H23ZM50 109V108H49ZM98 109V108H97ZM105 109V108H104ZM114 109V108H113ZM126 109V108H125ZM129 109V110H130ZM139 109V107H138ZM141 109V107H140ZM152 109V108H151ZM204 109V110H205ZM239 109V108H238ZM2 110V109H1ZM0 110V112H1ZM11 109H9L10 111ZM15 110V109H14ZM13 110V111H14ZM44 110V109H43ZM102 110V109H101ZM145 110V109H144ZM150 110V108H149ZM163 110V109H162ZM170 110V109H168ZM176 110V109H175ZM198 110V109H197ZM195 110V112L197 111ZM213 110V109H212ZM252 110V109H251ZM19 111V110H18ZM46 111V109H45ZM60 111V110H58ZM62 111V110H61ZM153 111V110H152ZM151 111V112H152ZM209 111V110H208ZM248 111V110H247ZM255 111V110H254ZM260 111V110H259ZM25 112V110H24ZM30 113V111H28ZM64 112V111H63ZM92 112V111H91ZM94 112V110H93ZM104 112V111H103ZM132 112V111H131ZM154 112V111H153ZM162 112V111H161ZM165 112V111H164ZM163 112V114H164ZM182 112V111H181ZM194 112V111H193ZM204 112V111H203ZM238 112V111H237ZM261 112V111H260ZM7 113V112H6ZM39 113V112H38ZM55 113V112H52V114ZM129 113V112H128ZM202 113V111H201ZM220 113V112H219ZM250 113V112H249ZM1 114V113H0ZM10 114V113H9ZM47 114V113H46ZM61 114V113H60ZM64 114V113H63ZM66 114V113H65ZM99 114V113H98ZM102 114V113H100ZM189 114V113H188ZM209 114V113H208ZM224 114V113H223ZM232 114V113H231ZM242 114V113H241ZM244 114V113H243ZM256 114V113H255ZM259 114V113H258ZM2 115V114H1ZM41 115V114H40ZM48 115H50L48 113ZM124 115V113H123ZM128 115V114H127ZM131 115V114H130ZM133 115V114H132ZM155 115V114H154ZM192 115V114H191ZM214 115V114H213ZM212 115V116H213ZM247 115V114H246ZM260 115V114H259ZM258 115V116H259ZM31 116V115H30ZM35 116V115H34ZM46 116V115H45ZM57 116V115H56ZM60 116V115H59ZM66 116V115H65ZM68 116V115H67ZM86 116H88L86 114ZM85 116V118H86ZM126 116V115H125ZM200 116V115H199ZM217 116V115H216ZM221 116V115H219ZM218 116V117H219ZM227 116V115H226ZM252 116V115H251ZM254 116V115H253ZM11 117V116H10ZM14 117V115H13ZM52 117V116H51ZM54 117V116H53ZM63 116H61L62 118ZM93 117V116H92ZM95 117V116H94ZM101 117V116H100ZM128 117V116H127ZM215 117V116H214ZM224 117V116H223ZM237 117V116H235ZM2 118V117H1ZM5 118V116H4ZM12 118V117H11ZM30 118V117H29ZM39 118V117H37ZM44 118V117H43ZM42 118V119H43ZM58 118V117H57ZM65 118V117H64ZM80 118V117H79ZM82 118V117H81ZM154 118V117H153ZM191 118V117H190ZM195 118V117H194ZM234 118V117H233ZM247 118V117H245ZM3 119V118H2ZM7 119V118H6ZM19 119V118H18ZM28 119V118H27ZM49 119V118H48ZM55 119V118H54ZM59 119V118H58ZM68 119V118H66ZM91 119V118H90ZM97 119V118H96ZM123 119V118H122ZM125 119V117H124ZM131 119V118H130ZM129 119V120H130ZM185 119V118H184ZM188 119V118H187ZM207 119V118H206ZM228 119V118H227ZM8 120V119H7ZM22 120H24L22 118ZM65 120V119H64ZM79 120V119H78ZM186 120V119H185ZM221 120V119H220ZM224 120V119H223ZM252 120V119H251ZM21 121V120H19ZM34 121L35 120H31ZM43 121V120H42ZM46 121V120H45ZM50 120H48L49 122ZM54 121V120H53ZM56 121V120H55ZM62 121V119H61ZM60 121V123H61ZM68 121V120H67ZM83 121V120H82ZM81 121V122H82ZM89 121V120H88ZM108 121V120H107ZM135 121V120H134ZM137 121V120H136ZM141 121V120H140ZM234 121V120H233ZM37 122V121H36ZM52 122V121H51ZM71 122V121H70ZM78 122V121H77ZM80 122V121H79ZM80 122V123H81ZM84 122V121H83ZM82 122V123H83ZM87 122V121H86ZM85 122V123H86ZM110 122V121H109ZM127 122V121H126ZM133 122V121H132ZM143 122V120H142ZM200 122V120L198 121ZM204 122V121H203ZM206 122V121H205ZM5 123V122H4ZM23 123V122H22ZM26 123V122H25ZM44 123V122H43ZM46 123V122H45ZM44 123V124H45ZM57 123V122H56ZM59 123V124H60ZM64 123V122H63ZM95 123V122H94ZM104 123V122H103ZM103 123H100V124H103ZM129 123V122H128ZM145 123V122H144ZM207 123V122H206ZM223 123V122H222ZM221 123V124H222ZM229 123V122H228ZM244 123V122H242ZM3 124V123H2ZM10 124V123H9ZM19 124V123H18ZM29 124V122H28ZM37 124V123H36ZM35 124V125H36ZM50 124V123H49ZM48 124V125H49ZM58 124V123H57ZM79 124V123H77ZM104 124H107L108 125V122L107 123H104ZM112 124V123H111ZM110 124V125H111ZM126 124V123H125ZM139 124V123H138ZM151 124V122L149 123ZM194 124V125H193ZM193 124H190V129L192 131V133H185L183 134L182 132V135H177L176 137L174 136V138L172 137H166L164 136V134H162V136L160 137H154L152 136V138L150 137V139H148L147 143L148 145L152 146V147H161L163 148L162 150V153H163V156H162V159H161V163L166 167V169L163 171L161 169V166L160 169L161 171L159 170V168H156V172H158L157 170H159V174H162L163 178H160V181L157 182L158 180L156 179L157 175L154 173L155 172V169H154V172L153 170L150 172V170H148L147 168L148 167H144L143 163L142 165L140 164L141 162H138L137 159H136V163L133 161V160H128L127 162H131L132 163L130 164L129 168L127 169H124L122 165L121 168L124 169L123 171L121 169L120 172V175L121 173L124 175H122L123 177H125V179L122 177L123 180H125V182L129 181V180H140V179H144V177H146L147 179H149V177L152 175L154 178V180L156 179V182H153L152 184H150V181H152L150 179L149 181V184L151 185L150 187H152V190H154L153 192H156L157 194H155L154 197H152V201L149 202L152 204L153 207L155 208H159L160 209V215H162L166 221L167 220H171L172 218L174 217H184L186 220H188L189 224H187L186 226H181V228L178 227V229H175V227L177 226H173L171 227V229L168 227V228H154V229H140V226H136L134 225V223H132L131 221H127L128 222V228L124 229V228H121V227H117V225L114 224V228L110 227L108 229H106V231L108 230V232H104V233H99L98 234V237H93L92 239H88V240H85L83 239V237H79L78 236H73L72 235H68L66 232L62 231L61 230V233L59 231V236H58V240L55 241L54 240V245H50L51 248L49 249L51 253H54V255L56 254L57 257H59V263L57 262L56 264H60L62 262H64V264H75V258L78 257V256H81L83 255V251L87 254V249L84 248V250H82V247L80 248L78 244H80V242L82 240H85L88 241V243L91 245V247L95 250L93 251V249H90L94 252V256L96 255L95 258H97V264H264V111L262 110V114H261V117L255 121H251V122H247L246 124L244 123L243 125L241 124V126H239V134L236 136V137H233L234 139V144H235V141H236V144H238V147L240 146V148L236 147V145L234 146L235 148H237L236 150L234 149V151L232 149H230V147L226 148V147H223V148H216L215 151H212L213 149H210L211 151H206L208 149V146H209V141L206 139V134H205V131H201L198 130L197 128L195 129V123ZM232 124V123H231ZM236 124V123H235ZM53 125V124H52ZM83 125H86V124H83ZM91 125H92V122H91ZM95 125V124H94ZM99 125V124H98ZM124 125V124H123ZM132 125V124H130ZM201 125V124H200ZM208 125V124H207ZM211 125V124H209ZM219 125V124H218ZM32 126V125H30ZM45 126V125H44ZM55 126V124H54ZM63 126V125H62ZM74 126V125H73ZM97 126V124L95 125ZM115 126V125H114ZM113 126V127H114ZM137 126V125H136ZM144 126V124H143ZM179 126V125H178ZM227 126V125H226ZM34 127V126H33ZM31 127V128H33ZM58 127V126H56ZM53 128V129H56ZM67 127V126H66ZM78 127V125H77ZM89 127V126H88ZM87 127V128H88ZM94 126H92L93 128ZM135 127V126H134ZM150 127V126H149ZM154 127V126H153ZM165 127V126H164ZM181 127V125L179 126ZM211 127V126H210ZM209 127V128H210ZM11 128V127H10ZM36 128V127H35ZM38 128V127H37ZM48 129V127L46 126L45 129ZM51 128V127H49ZM72 128V127H71ZM70 128V129H71ZM75 129V127H73ZM73 128L71 130H73ZM90 128V127H89ZM105 128V126H104ZM112 128V127H111ZM131 128V127H130ZM167 128V127H166ZM171 128V127H170ZM173 128V127H172ZM208 128V129H209ZM213 128V127H212ZM211 128V130H212ZM216 128V127H215ZM233 128V127H232ZM8 129V128H7ZM27 129V128H26ZM44 129V128H43ZM60 129V128H58ZM62 129V128H61ZM137 129V128H136ZM147 129V128H146ZM150 129V128H149ZM154 129V128H153ZM156 129V128H155ZM189 129V130H190ZM234 129V128H233ZM238 129V128H237ZM49 130V129H48ZM76 130V129H75ZM80 130V129H79ZM85 130V128H84ZM82 130V131H84ZM91 130V129H90ZM90 130L88 131V134L90 132ZM106 130V128L104 129ZM108 130V129H107ZM125 130V129H124ZM132 130V129H131ZM142 130V129H141ZM157 130V129H156ZM155 130V131H156ZM170 130V129H169ZM174 130V129H173ZM179 130V129H178ZM185 130V129H184ZM188 130V129H187ZM223 130V128H222ZM231 130V127L230 129ZM236 130V129H235ZM26 131H29V130H26ZM31 131V130H30ZM40 131V129H39ZM46 131V130H45ZM53 130H51V133H52ZM62 131V130H61ZM64 131V130H63ZM77 131V130H76ZM93 131H96L95 129H93ZM92 131V132H93ZM99 131V130H98ZM134 131H137L136 133L138 134L139 131L138 130H135ZM146 131V130H145ZM224 131V130H223ZM114 132V131H112ZM119 132V131H118ZM144 132V131H143ZM147 132V131H146ZM180 134H181V131L179 130ZM184 132H187V131H184ZM189 132V131H188ZM216 132V131H215ZM226 134H227V131H225ZM233 132V131H232ZM26 133V132H25ZM48 133V132H47ZM77 133V132H76ZM81 133V132H80ZM87 133V132H86ZM95 133V132H94ZM92 133V134H94ZM99 133V132H98ZM96 133V135L98 134ZM101 133V132H100ZM120 133V132H119ZM133 133V131H132ZM135 133V132H134ZM152 133V132H151ZM28 134V133H26ZM56 134V133H55ZM91 134V133H90ZM91 134V135H92ZM135 134V135H137ZM144 134V133H142ZM178 134V133H177ZM231 134V133H230ZM48 136L50 135L49 133L47 134ZM100 135V134H99ZM116 135V133H115ZM119 135V134H118ZM131 135V134H130ZM140 135V133L138 134ZM137 135V136H138ZM158 135V134H157ZM172 135V134H171ZM208 135V134H207ZM217 135H219V133L217 132ZM221 135V134H220ZM31 136V135H30ZM46 136V134H45ZM59 136V135H58ZM89 136V135H88ZM87 136V138H88ZM95 136V135H94ZM122 137L125 136V135H121ZM223 136V135H222ZM226 136V135H225ZM229 136V135H228ZM234 136V135H233ZM29 137V135H28ZM47 137V136H46ZM68 137V136H67ZM105 137V136H104ZM136 137V136H135ZM208 137V136H207ZM221 137V136H220ZM219 137V138H220ZM49 138V137H48ZM47 138V139H48ZM56 138V137H55ZM64 138V137H63ZM91 138V137H90ZM89 138V139H90ZM94 138V137H93ZM91 138V141L92 139ZM96 138V136H95ZM94 138V139H95ZM106 138V137H105ZM104 138V139H105ZM108 138V137H107ZM142 138V137H141ZM217 138V137H215ZM50 139V138H49ZM88 139V142H90ZM123 139V138H122ZM121 139V140H122ZM225 139V138H224ZM51 140V139H50ZM64 140V139H63ZM62 140V141H63ZM87 140V139H85ZM139 140V138L137 139ZM210 140V139H209ZM84 141V139H83ZM82 141V142H83ZM98 141V140H97ZM99 141H102L101 139H99ZM110 141V140H109ZM141 141V140H140ZM218 141V140H217ZM224 141V140H222ZM233 140H230V143L232 144ZM238 141V142H237ZM5 142V141H4ZM85 142V141H84ZM122 142V141H121ZM142 142V141H141ZM216 142V141H215ZM215 142H214V145H215ZM59 143V142H58ZM91 145H93L92 142H90ZM104 143V141L102 142ZM110 143V142H109ZM113 143V142H111ZM115 143V142H114ZM145 143V142H144ZM143 143V144H144ZM223 143V142H221ZM220 143V144H221ZM5 144V143H4ZM16 144V143H15ZM19 144V143H17ZM53 144V143H52ZM64 144V142H63ZM83 144V143H82ZM86 144V143H85ZM118 144V143H117ZM116 144V145H117ZM131 144V143H130ZM133 144V143H132ZM213 144V143H211ZM217 144V143H216ZM230 144V146H232ZM233 144V145H234ZM7 145V144H6ZM14 145V144H13ZM28 145V144H27ZM46 145V143H45ZM84 145V144H83ZM97 145V143H96ZM101 145V144H100ZM103 145V144H102ZM228 145V144H226ZM11 146V145H10ZM19 146V145H18ZM25 146H26V143H25ZM42 146V145H41ZM59 146V145H58ZM57 146V147H58ZM64 146V145H63ZM82 146V145H81ZM87 146V145H86ZM87 146V147H89ZM104 146V145H103ZM107 146V144H106ZM115 146V144L113 145ZM138 146V145H137ZM145 146V145H144ZM217 146V145H216ZM219 146V145H218ZM221 146V145H220ZM229 146V145H228ZM1 147V146H0ZM7 147V146H6ZM39 146H35L34 147H30L28 149H31L29 150L30 154L32 155H35V154H41V152H45L44 149H38ZM45 147V146H44ZM48 147V146H47ZM55 147V146H54ZM94 147V145H93ZM100 147V146H99ZM105 147V146H104ZM118 147V146H117ZM213 147V145L211 146ZM3 148V147H2ZM9 148V147H8ZM40 148H43V147H40ZM115 148V147H113ZM112 148V149H113ZM132 148V146H131ZM160 148V149H161ZM215 148V147H214ZM233 148V146H232ZM27 148L24 149L23 147H17L15 149H10V150H14L15 152H18L19 154H24L25 153V150L27 151L28 150ZM34 149V150H33ZM79 149V148H78ZM83 149V148H81ZM86 149V148H85ZM101 149V148H100ZM103 149V147H102ZM109 149V148H108ZM136 149V148H135ZM60 150V149H59ZM106 150V149H105ZM115 150V149H114ZM118 150L119 154L120 151L119 149H116ZM122 150V149H121ZM124 150V149H123ZM126 150V149H125ZM53 150H50L48 152H52ZM87 151V150H86ZM109 151V150H107ZM155 151V150H154ZM4 152V151H3ZM79 152V151H78ZM89 152V151H88ZM105 152V151H104ZM126 152V151H125ZM136 152V151H135ZM134 152V153H135ZM161 152V151H160ZM236 153V154H240L244 160L246 158V160L244 162H247L249 163L247 160L250 161V159H253L254 162H255V167L254 168H251V169H246V170H243L242 171H238L237 168H235V164L234 162L232 163V165H234L235 167H230V169H233V174L232 173H229V175L231 174V176H228V174H226L228 171H224V170H227L226 166H230L229 163L231 162H227L229 159L231 160V158H228L229 156L227 154H232V153ZM13 153V152H12ZM102 153V152H101ZM117 153V152H116ZM139 153V152H137ZM49 154V153H48ZM77 154V153H76ZM93 154V153H92ZM97 154V153H96ZM129 155V153H127ZM140 154V153H139ZM220 154H223V155H227L225 156V158L227 157L228 159L225 160L224 157ZM18 155V154H16ZM14 154V157L16 156ZM28 155V153H27ZM71 155V154H70ZM82 155V154H81ZM80 155V156H81ZM85 155V154H84ZM83 155V156H84ZM88 155V154H87ZM115 154H113L114 156ZM123 155V153H122ZM125 155V154H124ZM127 155V156H128ZM148 155V154H146ZM151 155V154H150ZM154 155V154H153ZM159 155V154H158ZM162 155V154H160ZM30 156V155H29ZM68 156V155H67ZM77 156V155H76ZM97 156V155H96ZM126 156V155H125ZM235 156V154H234ZM237 156V155H236ZM18 157V156H17ZM38 157V156H36ZM71 157V156H70ZM79 157V156H78ZM78 157H75V159H78ZM82 157V156H81ZM87 157V156H86ZM105 157V156H104ZM115 157V156H114ZM116 157H119L117 156L116 154ZM124 157V156H122ZM134 157V156H133ZM149 157V156H148ZM155 157V156H154ZM159 156H157L158 158ZM240 157V158H242ZM22 158V157H21ZM33 158V157H32ZM45 158V157H44ZM43 158V159H44ZM68 158V157H67ZM80 158V157H79ZM92 158V157H91ZM97 158V157H96ZM103 158V157H102ZM111 158V157H110ZM186 158L188 160V158L190 159V162L189 161H186ZM238 158H239V155H238ZM242 158V160H243ZM20 159V158H18ZM16 159V160H18ZM27 159V158H26ZM25 159V161H26ZM29 159V158H28ZM51 159V158H49ZM81 159V158H80ZM79 159V160H80ZM87 159V158H86ZM95 159V158H93ZM101 159V158H100ZM116 159V158H114ZM147 159V157H146ZM191 159H202L203 160V163L205 162V169L207 168V171L205 172V174L202 172V166L200 167L198 163H196L195 161L191 160ZM14 160V159H13ZM64 160V159H63ZM71 160V159H70ZM111 160V159H110ZM117 160H120V159H117ZM127 160V158H126ZM139 160V159H138ZM150 160V159H149ZM240 160V159H239ZM28 161V160H27ZM65 161V160H64ZM90 161V160H89ZM104 161V160H103ZM102 161V162H103ZM146 161V160H145ZM158 161L159 158H158ZM199 161V160H198ZM201 161V160H200ZM232 161H235V160H232ZM37 162V161H36ZM45 162V161H44ZM78 162V161H77ZM80 162V161H79ZM111 162V161H110ZM114 162V161H113ZM134 162V163H133ZM151 162V161H150ZM195 162V164L193 163ZM238 162V161H237ZM236 162V163H237ZM242 162V161H240ZM253 162V163H254ZM38 163V162H37ZM83 163V161H82ZM100 165L102 164L100 161H99ZM104 163V162H103ZM106 163V162H105ZM129 163H126V165H129ZM153 163V162H152ZM160 163V162H159ZM160 163V164H161ZM202 163V161H201ZM252 163V162H251ZM39 164V163H38ZM65 164V163H63ZM67 164V163H66ZM72 164V163H70ZM74 164V162H73ZM76 164V163H75ZM74 164V165H75ZM110 164V163H109ZM239 164V163H238ZM245 164V163H244ZM250 164V163H249ZM40 165V164H39ZM42 165V164H41ZM83 164H81L80 166H82ZM93 165V164H92ZM106 165V164H105ZM159 165V164H158ZM203 165V164H202ZM237 165V164H236ZM248 165V164H246ZM244 165V166H246ZM71 166V165H70ZM78 166V164H77ZM114 166V165H113ZM118 166V165H117ZM147 166V165H146ZM204 166V165H203ZM238 166V165H237ZM250 167V165H248ZM247 166V167H248ZM101 167V166H100ZM156 167V166H154ZM158 167V166H157ZM169 167V169H168ZM172 167L173 169L175 170L174 167H177L178 169V173H175V172H170L172 171ZM185 167H188L187 172L183 171V168ZM226 167V168H224ZM243 167V166H242ZM64 168V167H63ZM70 168V167H69ZM73 168V167H72ZM77 168V167H76ZM84 168V167H83ZM96 168V167H95ZM118 168V167H117ZM163 168V167H162ZM244 168V167H243ZM68 170V168H66ZM102 169V168H101ZM150 169H153V166H151ZM169 171H168V170ZM171 169V170H170ZM204 169V168H203ZM224 169V170H223ZM229 169V168H228ZM61 170V169H59ZM64 170V169H63ZM87 170V169H86ZM85 170V171H86ZM111 170V168L109 169ZM116 170V169H115ZM118 170V169H117ZM190 170V171H188ZM79 171V170H78ZM122 171V172H121ZM183 171V172H182ZM63 172H66V171H63ZM69 172V171H67ZM72 172V171H71ZM153 172V173H152ZM161 172V173H160ZM229 172H232V170ZM57 173V172H56ZM76 173V172H75ZM62 174V173H61ZM82 174V173H81ZM112 174V173H110ZM117 174V173H116ZM115 174V175H116ZM56 175V174H54ZM53 175V176H54ZM103 175V174H102ZM107 175V173H106ZM227 175V176H226ZM116 175V177H118ZM151 176V177H152ZM159 176V175H158ZM65 177V176H64ZM80 177V176H79ZM103 177V176H102ZM113 177H114V173H113ZM114 179V183L117 184L118 186H123L124 184V181L119 179V177L116 179ZM156 177V178H155ZM56 178V177H55ZM82 178V177H81ZM85 178V177H84ZM62 179V177H61ZM60 179V180H61ZM80 179V178H79ZM91 180V178H90ZM56 181V180H55ZM74 181V180H73ZM77 181V180H76ZM133 181V182H134ZM61 182V181H60ZM72 183V181H70ZM91 182V181H90ZM136 182V181H135ZM146 182V181H145ZM53 183V182H52ZM64 183V181H63ZM68 183V182H67ZM93 183V182H92ZM112 183V182H111ZM128 183V182H127ZM131 183L129 181V184H130V188L132 189L133 192H138L137 191H134L136 188H140L138 187L139 185V182L137 181L136 183H138V185L136 184L135 186H131ZM141 183V182H140ZM44 184V183H43ZM58 184V183H57ZM84 184V183H83ZM134 184V183H133ZM144 184V183H143ZM146 185L148 184L147 182L145 183ZM47 185V184H46ZM53 185V184H52ZM61 185V184H60ZM70 185V184H69ZM77 185V184H76ZM90 185V184H89ZM87 185V186H89ZM115 185V186H117ZM126 185V184H125ZM124 185V186H125ZM54 186V185H53ZM56 186V185H55ZM54 186V187H55ZM65 186V185H64ZM82 186V185H81ZM94 186V185H93ZM113 185V187H115ZM123 186V187H124ZM140 186V185H139ZM143 186V185H142ZM141 186V187H142ZM48 187V186H46ZM69 187V186H68ZM76 187V186H73V188ZM90 187V186H89ZM92 187V186H91ZM122 187V188H123ZM127 187V186H126ZM145 187V185H144ZM148 187V186H147ZM148 187V188H150ZM60 188V187H59ZM67 188V187H66ZM77 188V187H76ZM116 188V187H115ZM147 188V189H148ZM48 189V188H47ZM61 189V188H60ZM64 189V188H63ZM69 189V188H68ZM87 189V188H85ZM100 189V188H99ZM104 189V188H103ZM110 189V188H109ZM126 189V188H125ZM130 189V190H131ZM54 190V189H53ZM66 190V189H65ZM71 190V189H70ZM69 190V191H70ZM83 190H84V187H83ZM92 190V189H90ZM106 191L108 189H105ZM115 190V189H114ZM119 190V189H118ZM123 189H121L122 191ZM129 190V191H130ZM141 190V188H140ZM139 190V191H140ZM143 190V189H142ZM145 190V189H144ZM52 191V190H51ZM50 191V192H51ZM61 191V190H60ZM67 191V192H69ZM73 191V190H71ZM87 191V190H86ZM93 191V190H92ZM105 191V192H106ZM113 191V190H112ZM120 191V190H119ZM124 191V190H123ZM100 192V191H99ZM103 192V191H102ZM117 192V191H116ZM131 192V191H130ZM73 193V192H72ZM77 193H80L77 192ZM91 193V192H90ZM107 193V192H106ZM119 193V192H118ZM126 193V191L124 192ZM122 192V194H124ZM142 193V192H141ZM139 193V194H141ZM111 194V193H110ZM121 194V196H122ZM132 194V193H131ZM151 194V192H150ZM148 194V195H150ZM73 195V194H72ZM75 195V194H74ZM83 195V194H82ZM81 195V196H82ZM89 195V194H88ZM103 195V194H102ZM101 195V196H102ZM118 195V194H117ZM134 195V194H133ZM146 195V194H145ZM12 196V195H11ZM17 196V195H15ZM91 196V195H90ZM95 196V195H94ZM105 196V195H103ZM131 196V195H130ZM138 196V195H137ZM5 197V195L3 196ZM66 197V196H65ZM71 197V196H70ZM74 197V196H73ZM79 197V195H78ZM77 197V198H78ZM107 197V196H106ZM114 197V196H113ZM112 197V198H113ZM117 197V196H116ZM7 198V196H6ZM15 198V197H13ZM68 198V197H67ZM90 198V197H88ZM132 198V197H131ZM130 198V200H131ZM137 198V197H136ZM5 199V198H4ZM3 199V200H4ZM9 199V198H7ZM76 199V197H75ZM82 199V198H81ZM102 199V198H100ZM107 199V198H105ZM139 199V198H138ZM143 199V198H142ZM11 200V199H10ZM9 200V201H10ZM14 200V199H13ZM12 200V201H13ZM22 200V199H21ZM79 200V199H78ZM83 200V199H82ZM115 200V199H114ZM113 200V201H114ZM121 200V199H120ZM145 200V198H144ZM5 201V200H4ZM8 201V202H9ZM17 200H15L16 202ZM86 201V200H85ZM122 201V200H121ZM3 202V201H2ZM7 202V201H6ZM5 202V203H6ZM14 202V204H15ZM95 202V201H94ZM93 202V203H94ZM118 202V201H117ZM139 202V201H138ZM108 203V202H107ZM111 203V201H110ZM116 203V202H114ZM136 203V202H134ZM148 203V204H149ZM3 204V203H2ZM9 204V203H8ZM13 204V203H12ZM97 204V203H96ZM130 204V203H129ZM139 204V203H138ZM145 204V203H144ZM16 205V204H15ZM108 205V204H107ZM111 205H114L111 203ZM124 205V204H123ZM131 205V204H130ZM134 206V204H132ZM5 206V205H4ZM26 206V205H25ZM115 206V205H114ZM113 206V207H114ZM7 207V206H6ZM10 207V206H9ZM14 207V206H13ZM27 207V206H26ZM108 207V206H107ZM117 207V206H116ZM115 207V208H116ZM122 207V206H121ZM128 207V206H127ZM126 207V208H127ZM135 207V206H134ZM142 207V206H141ZM150 207V206H149ZM16 208V207H15ZM112 208V207H111ZM118 208V207H117ZM125 208V207H124ZM145 208V207H144ZM6 209V208H5ZM11 209V208H10ZM9 209V210H10ZM19 209V208H18ZM133 209V208H132ZM130 208V210H132ZM1 210V209H0ZM60 210V209H59ZM113 210V209H112ZM128 210V209H127ZM141 210V209H139ZM147 210V209H146ZM117 211V209H116ZM115 211V212H116ZM120 211V209H119ZM129 211V210H128ZM133 211V210H132ZM142 211V210H141ZM6 212V211H5ZM10 212V211H9ZM57 212V211H56ZM63 212V211H62ZM127 212V211H126ZM143 212V211H142ZM146 212V211H145ZM153 212V211H152ZM41 213V212H40ZM61 213V212H60ZM123 213V212H122ZM129 213V212H128ZM157 213V212H156ZM0 214H3V213H0ZM54 214V213H53ZM59 214V213H58ZM98 214V213H97ZM120 214V213H119ZM125 214V212H124ZM132 214V213H131ZM144 214V213H143ZM146 214V213H145ZM42 215V214H41ZM45 215V213H44ZM49 215V214H48ZM55 215V214H54ZM75 215V214H73ZM77 215V214H76ZM79 215V214H78ZM89 215V214H88ZM95 215V214H94ZM136 215V214H135ZM133 215V216H135ZM142 215V214H141ZM150 215V213H149ZM153 215V214H152ZM90 216H93V215H90ZM96 216V215H95ZM130 216V215H129ZM132 216V215H131ZM130 216V217H131ZM148 216V215H147ZM70 217V216H69ZM89 217V216H88ZM99 217V216H97ZM104 217V216H103ZM120 217V216H119ZM49 218V216L47 217ZM66 218V217H65ZM76 218V217H75ZM80 218V217H79ZM105 218V217H104ZM111 218V217H110ZM121 218V217H120ZM126 218V217H125ZM133 218V217H131ZM158 218V217H157ZM43 219V218H42ZM101 219V218H100ZM106 219V218H105ZM113 219V218H112ZM118 219V218H117ZM182 219V218H181ZM39 220V219H38ZM69 220V219H68ZM122 220V219H121ZM121 220H116V221H121ZM125 220V219H124ZM156 220V219H155ZM41 221V220H40ZM126 221H124L126 223ZM138 221V220H137ZM143 221V220H142ZM149 221V220H147ZM179 221V220H178ZM44 222V221H43ZM47 222V221H46ZM55 222V221H54ZM53 222V223H54ZM105 222V221H104ZM123 222V221H121ZM134 222V221H133ZM145 222V221H144ZM143 222V223H144ZM163 222V221H162ZM173 222V221H172ZM177 222V221H176ZM186 222V223H188ZM53 223H50L53 224ZM68 223V222H67ZM101 223V222H100ZM136 223V222H135ZM160 223V222H159ZM166 223V222H165ZM178 223V222H177ZM180 223V222H179ZM178 223V224H179ZM43 224V223H42ZM46 224V223H45ZM44 224V225H45ZM93 224V223H92ZM96 224V223H95ZM122 224V223H121ZM138 224V222H137ZM149 224V223H148ZM154 224V223H153ZM156 224V222H155ZM174 224V223H173ZM102 225V224H101ZM139 225H142L139 224ZM145 225V224H144ZM151 225V224H150ZM149 225V227H150ZM161 225V224H160ZM177 225V224H176ZM35 226V225H34ZM37 226V225H36ZM40 226V225H39ZM47 226V224H46ZM89 226V224H88ZM92 226V225H91ZM100 226V225H99ZM107 226V225H106ZM119 226V225H118ZM125 226V225H123ZM146 226V225H145ZM165 226V225H164ZM38 227V226H37ZM49 227V226H48ZM65 227V226H64ZM67 227V226H66ZM148 227V226H147ZM167 227V226H166ZM39 228V227H38ZM41 228V227H40ZM55 230V226L53 227ZM68 228V227H67ZM72 228V227H71ZM91 228V227H90ZM100 228V227H99ZM102 228V227H101ZM100 228V229H101ZM107 228V227H106ZM143 228V227H142ZM146 228V227H145ZM88 229V228H87ZM96 229V228H95ZM98 229V228H97ZM96 229V230H97ZM175 229V230H174ZM30 230V229H29ZM48 230V229H47ZM46 230V232H47ZM49 230H51L49 228ZM66 230V229H65ZM76 231V229H74ZM79 230V229H78ZM99 230V229H98ZM102 230V229H101ZM53 231V229H52ZM93 230H91V233ZM30 232V231H29ZM40 232H42L40 230ZM45 232V233H46ZM72 232V231H71ZM74 232V231H73ZM53 233V232H52ZM51 233V234H52ZM75 233V232H74ZM77 233V232H76ZM20 234V233H19ZM58 234V233H57ZM80 234V233H79ZM88 234V232H87ZM94 234V233H93ZM17 235V234H16ZM82 235V234H81ZM90 235V234H89ZM37 236V235H36ZM41 235H39L40 237ZM57 236V235H56ZM87 236V235H86ZM85 236V237H86ZM12 237V236H11ZM52 237V236H51ZM84 237V238H85ZM92 237V235H91ZM20 238H21V235H20ZM41 238V237H40ZM50 238V236L48 237ZM14 239V238H12ZM35 239V238H33ZM37 241V240H36ZM51 241H53L51 239ZM32 242V241H31ZM66 243H70V245H76L78 246V248L75 249L74 247L73 248V253H74V256H73V253H72V256L73 258L69 255V254H66L67 252H64V249L62 251V246L64 248V245ZM83 243V242H82ZM81 243V244H82ZM86 243V244H88ZM34 244V243H33ZM88 244V245H89ZM36 245V243H35ZM39 245V244H38ZM43 245V244H42ZM46 245V244H44ZM85 245V244H84ZM41 246V245H40ZM48 246V248L50 247ZM67 246V245H65ZM81 246V245H80ZM86 246V245H85ZM83 246V247H85ZM46 247V246H45ZM68 247V246H67ZM90 247V246H89ZM88 247V248H89ZM67 249V248H66ZM69 249V247H68ZM48 250V251H49ZM72 250V249H71ZM70 250V251H71ZM89 250V249H88ZM69 252V251H68ZM90 252V251H88ZM41 253V252H40ZM85 256H88L86 255ZM34 255V254H32ZM45 255V254H44ZM55 255V256H56ZM90 255H91V252H90ZM35 256V255H34ZM33 256V257H34ZM46 256V255H45ZM24 257V256H23ZM27 257V256H26ZM29 257V256H28ZM47 257V256H46ZM45 257V258H46ZM52 257V256H51ZM48 258V257H47ZM72 258V259H71ZM79 258V257H78ZM94 258V259H95ZM28 259V258H27ZM33 259V258H32ZM53 259V257H52ZM58 259V258H57ZM81 259V258H80ZM83 259V258H82ZM92 259V258H91ZM37 260V259H35ZM96 260V259H95ZM27 262V264H38L39 262H36V261H33V260H25ZM43 261V260H42ZM86 261V260H85ZM93 261V260H92ZM22 262V261H21ZM25 262V263H26ZM48 262V261H47ZM80 262V260H79ZM87 262V261H86ZM94 262V261H93ZM78 263V262H77ZM45 264V263H44ZM82 264V263H81ZM90 264V262L88 263Z\"/></svg>",
    "mask_w": 264,
    "mask_h": 264
}]
</instances>
